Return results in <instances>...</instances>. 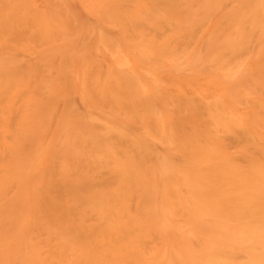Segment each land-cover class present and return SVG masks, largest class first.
Wrapping results in <instances>:
<instances>
[{
  "label": "bare ground",
  "instance_id": "bare-ground-1",
  "mask_svg": "<svg viewBox=\"0 0 264 264\" xmlns=\"http://www.w3.org/2000/svg\"><path fill=\"white\" fill-rule=\"evenodd\" d=\"M25 1L27 4L26 7H22L24 4V3H22V0L21 1L17 0L16 1L17 3L15 2L16 4H14V0H11V1L9 0L7 3H5L6 0H0V200H1V196L5 199V201H4V199L2 200L3 204H1L2 203L1 201H0L1 202L0 204L3 207L5 205H7L6 206L7 209L5 210L6 207H4V211L8 212V214L2 213L3 212V207H2V212H0V228H2L3 224H4V226H6L5 224H7L8 227L6 228V230H2V231L3 232L7 231L6 233H9L6 236L4 235V237H5V238H3L4 240H2V238H1L2 234L0 235V245L2 244V242H1V240H2L5 242V245L4 244H2V245L6 246L9 243V242L7 243V241L12 240L9 238H14L15 243H16V249H14L13 254H10L9 260H8V262L6 261V263L7 264H264V97L262 99H257V102H253L255 100L252 98V96H255L256 93L259 94L262 92V94H264L263 93L264 91H262L264 89L259 88V86H258V85H260L259 82L257 85H255L256 82H254L255 83L254 84L251 81H247L245 83V81L248 79L253 80V78H248L249 77L248 75L251 73L246 74L245 73L246 71L243 72L244 70L247 69V68L244 69L246 66L243 68V71H242V73H240V75L241 74L244 75V73H245L247 75V77H245L246 75L244 76L245 78L243 77L244 78L243 82H241L243 79L241 81L239 80L241 82V85L239 84L240 82H234V83H237L236 84L237 86L235 84H233V87H236V88H235V90L228 91L229 95H228V99L226 101H222V99H220L218 96H212V99H210V100L208 99V101L210 103L208 102V104H207V102H202V104H200V106H199L198 103L201 102L202 100L201 101H197V100L198 99L200 100L201 97L196 98L193 101H192V99L194 96L192 97V99L189 98L192 103L193 102L196 103L195 105H197L196 106L197 108L195 107V109L196 110L198 108L200 109V111H199V109L197 111L194 109L195 113L198 112L199 116L201 115L200 114L201 110L202 109L205 110V108H202L201 105H203V107H204L205 103H206V105L209 106V107H207L208 110H205L206 111L205 113L207 114V117H208V120L206 122L207 124L205 125L204 124L205 122L203 123V121H202V124L205 125V127H204L201 124V122L198 121L200 123V127H197V128L202 129L205 137H201V136L198 137V134L196 135L194 133L195 132L194 126H192L193 124L195 125V123H193L194 120H193V122H191L192 120H189L188 118L183 119L184 117H182V119H180V120H183V121L185 120V122L187 121L186 123L190 122V125H191V126L189 125V127H191V128L190 129H188L189 127L187 129L185 128L186 129L185 131H183L181 129L179 130L177 128L176 124H178L179 122L178 123L177 122H171L172 125L170 127L167 125H163L162 123L159 126H156L158 124V122L160 121V119H161V122L163 119L157 116L159 112H157L156 108H154L155 109L154 110V109L147 107V106H149V105H147L148 102H147V100H144V99H142V100L147 102L146 106L141 101H140V103H142L143 106L142 105H140V106L143 108V111H145L144 109L147 108V110L144 112L145 114L142 112V110H141L142 113L141 112H139L138 114L135 113V107L136 106L134 107V105L132 104L133 110H134V111L132 110V112H133L132 114H135L133 116V117H135L134 119L139 118L142 115L144 117V115L147 114L146 112L148 110H149V112L154 110L151 112L153 114L150 116L152 118L151 121L149 120L150 124H151V122H154V120H156V118H153V117H157V120H158V118H160V119L158 121L156 120V125H154L155 128L153 127L154 129L152 128L150 130H149V128H151V127L148 128L145 126V125H147V126L150 125L148 122H147L148 124L146 123L145 125H143V123L141 121L143 119L141 117L139 118V120L141 122L139 120L137 122V119H136V123L139 124L138 126L140 127V124H142L140 128L143 129V127H144V129H146V130L148 129V133L149 134L151 133L152 135L151 134H150L151 136L148 135L149 137L147 136V138H143V137L139 138L140 135H138V134H137V137L139 136L138 138L132 137V135H131V137L130 136L126 137V136H128L129 133H127V131H125L124 128L126 129L127 127H123L121 124L108 123L101 116V114H103V112L100 110H97V112L98 111L100 113L102 112L101 114L100 113L95 114V115L90 114V113L83 114L82 112H80L83 110L78 109V107L76 106V103H73V102H75V101H73L75 99H73L72 100L73 102H72L71 100H69V97L68 98L66 97V93H67L66 91H67V88L69 87L68 85H70V84H68V85L66 84V82H65L66 76H64L65 72L61 71V70H62V68L64 70V68H65L64 66H69L68 65L69 59L71 61L72 58H68V60L65 58L64 61L66 60V64H64L65 62H63L64 65L60 63L59 60L61 58H60V56H56V55L57 54L61 55L62 51H65V50H62V47H60V46H55V43H56L55 40L57 39L55 36H57V37L59 36L60 41L62 43L64 41L68 40L69 38L71 39L73 37L74 34L71 32L73 31L74 33H76L75 30H77V29L75 28V30H74V27L72 24L74 20H72V17L70 19L71 15L69 16V20H70L69 22H72L71 23L72 25L71 24L68 25V26H70V28L68 27V29L71 30V31L68 30L69 33H66L64 30H61L64 25L69 23L68 21H66V20H68L67 19L68 13L66 14L67 17L65 16V12H64L63 16H62V13L60 14L64 18L66 17L65 21L68 22V23H66L64 21V18H63V22H65L66 24L62 25V22L60 21V24H61L60 28L61 29L56 27L57 23H55V20H57V19H58L57 21L59 22V19H60L59 15L57 17H54V18L49 17L50 20L48 19V21H49L48 23H46L47 20L43 19V22L40 25V26H42V28H40V29L44 30V32H47L48 36H47V33L43 34L42 31L39 30L41 32L40 36H43V38H44L43 39L44 42L41 43L42 47L39 48L40 46H38L39 43H38V38H37L36 34H37V32L38 33H40V32L37 31V32H35L36 34H33L32 32H33V29L37 27L36 24L39 25V22H40V19L35 18V17L42 16V18H43V14L39 13L41 11H39L38 8L34 10L36 12L38 10V13L34 14V12L32 10V8H33V5H32L29 7L31 9H29L30 11L28 12L29 14L31 13L30 16H31L32 21H25L26 19H24L23 21L25 23L21 22L22 16L24 17V14H25V12L28 8V5H29L28 3L31 0H29V1L25 0ZM48 1H50L47 3L48 4L50 3V6L52 7V9H53L54 5H57L58 2L60 1L61 4L57 5V7L62 5L60 9L62 11L64 8H65L64 10H67L66 6L65 7L63 6L64 4L62 3L63 2L62 0H59L58 2H55V0H52V2H51V0H48ZM88 1L89 0H87V3H88ZM111 1L109 0L108 2H111ZM117 1H119L118 4H120V2L122 3L124 0H122V1L117 0ZM117 1L116 2L112 1V2L117 3ZM130 1L125 0L126 3H128V4L130 3L131 7H134L132 4L135 3L134 5H136V3H138V1L134 2L135 0H133L131 2ZM153 1L155 4L158 3L157 8H161L160 9L161 11H159V9H157V12L155 11L157 15H153L155 12H152V11H154L156 5H153L154 9H152V10H150L151 8L148 9V10H150L149 12H151L150 17L151 16H152V18H153V16L157 17V18L154 17V19H155L154 22H155V21H158L156 19H158L159 14L164 13L165 9L168 11L169 7L166 8V6L168 4L166 5V3H165L168 0H166V1L162 0V2L160 0H159L160 2H158V0H153ZM163 1H165V2L163 3ZM175 1L181 2V0H175ZM183 1L184 0H182V2ZM186 1L187 0H185L184 3L181 2L180 4L177 2L179 5H183V8H180L181 10H183L184 7L186 10H188L187 9L188 6L186 7V5H185ZM200 1H201L200 3H199V1L197 2L200 4L199 7H201V4L205 3V2L203 3L204 0H200ZM207 1H209V0H207ZM221 1L224 2V0H219L220 6L217 5L218 10L221 7V4H222ZM235 1L237 3L242 2V0H239L241 2H238L237 0H235ZM65 2L67 3V0H65ZM80 2H82V0ZM172 2L173 1H171V3ZM212 2L213 1H211L210 3H212ZM245 2H246V4H245ZM252 2H254V1L252 0ZM12 3H13V5L11 6L12 8L13 7L15 8L16 5H20L22 8V10H19L21 8L18 6L19 8H16V9H18L19 11H17L14 8L12 9L13 11L16 10L17 12H19L18 13L19 17H20L19 19H16V18H18L17 17L18 15H15V14H17L16 11L13 12V14H12L11 8H8V7H10V5ZM51 3H53V5H51ZM69 3L70 2L68 1L67 4H69ZM84 3H85V1H84ZM126 3L123 2L122 4L127 5ZM161 3H163V4H161ZM177 3L175 2L173 4H170V6L172 5V7H173V5H176ZM188 3H189V1H188ZM233 3H234V1L232 2V4ZM242 3L245 4L244 7H246V5L249 6L252 4V3H249V0H248V2L245 0ZM256 3H257V1H256ZM6 4H10L8 7H6L7 9L4 7V5H6ZM35 4H37V3L35 2ZM71 4H73V3L71 2ZM206 4H207V2H206ZM253 4L251 5V7H253ZM261 4L259 5L260 7H261ZM89 5H90V3H89ZM106 5H107V1L104 4V6H106ZM161 5H163V6H161ZM207 5H210V4H207ZM235 5H236V3H235ZM75 6H76V4H75ZM164 6H165V9H164ZM177 6H175V7L177 8ZM202 6H205V4ZM242 6H240L238 8H241ZM62 7H64V8H62ZM73 7H74V5H73ZM76 7H75V9L77 10V8H79V7H77V8ZM131 7H130V11L132 10V13H135L137 16L135 9L134 8L131 9ZM192 7L196 8L197 5L194 6V4H193ZM228 7L231 9V7L229 5H228ZM244 7H242V8H244ZM25 8H26V10L23 11ZM95 8H93V9H95ZM103 8H106V7H103ZM122 8L123 7H121L120 11L124 12L122 10ZM125 8H126V10L129 11L128 7L125 6ZM194 8H192V10ZM215 8L216 7H214L212 9V11H211L212 13L210 12L211 14H213L214 10L217 9V8L216 9ZM238 8H237L236 12H238ZM242 8H241V10H242ZM60 9H58L59 10L58 12H61ZM112 9H113V7H112ZM116 9H118V8L116 7L113 10L110 9V11H113V15H111L112 12L109 11L111 17H114V18H111V17H109L110 16L109 14H106L105 16H107V15L108 16L105 19L109 18V21L107 20L105 23V21H104L105 19L104 20L102 19V22H104L106 24V26H109L110 29L112 28V31L117 30L116 32H119V30H121L120 32L122 33V27H123V29L125 27L122 25L124 22L121 23L122 27H120V24H119V27H120L119 28L118 24L116 23L118 20L115 21V24L117 25V28H119V29H117L115 27L114 28L115 30H114L113 27L110 26V25H112V22H114L113 20L115 19V17L117 16V12L119 11V9L118 10H116ZM170 9H172V8L170 7ZM177 9H179V8H177ZM185 9H184V11H185ZM228 9L226 7V10L229 11V12H227V15L230 12H235L232 9H231L232 11L230 9L229 10ZM8 10H10L11 13L7 12ZM44 10H45V8H44ZM53 10H51V11L48 10V13L49 12H52L53 14L58 13L57 10H56V12ZM96 10H97V8H96ZM181 10H180V12H181ZM192 10H191V13H188L190 11V9H189V11H185V12L183 11L182 13L183 14L185 13L184 14L185 16L187 13L191 15V14H193ZM196 10H198L199 12H200V10L204 11L203 9H196ZM196 10H194V11H196ZM226 10H225V12H226ZM247 10H248V8H247ZM259 10H260V8H259ZM261 10H263V9H261ZM20 11H22V12H20ZM94 11H92V12H94ZM97 11L95 13L98 16L104 15L105 13H107V11L105 10L106 12L102 11V13L97 14L98 13ZM120 11L118 12L119 17H121V15L123 16V13H121ZM170 11H172V13L175 11L174 13H176V9L175 10L172 9ZM170 11H168V12H170ZM198 11L196 12V15L197 14L200 15L202 12L201 11L200 13H198ZM78 12H81V11H78ZM160 12H162V13H160ZM248 12L249 11H247V14L251 15ZM258 12H257V14H258ZM262 12L261 13L259 12V13L262 14ZM7 13L11 14V16L7 18V19H9V21L6 19L4 20V18L6 17L5 15ZM21 13H23V14H21ZM52 13H49V16H52L53 15ZM71 13H73V15H74V10ZM129 13L131 14V12H129ZM144 13L146 14V16ZM239 13H241V12H239ZM239 13L238 14L236 13L237 16L238 15L244 16V14H242V13L239 14ZM29 14H28L27 20H31L29 17ZM36 14H39V15L41 14V15L37 16ZM79 14L81 15V13H79ZM124 14L127 15L128 13L125 12ZM142 14L141 15L143 16V18H144V16L147 18V12L145 10H144V12H142ZM177 14H178V11H177ZM188 14H187V17H188ZM257 14H256V16H257ZM25 15L27 16V13ZM34 15H36V16H34ZM126 15H124V16L125 17L129 16V15H127V16ZM182 15H180L181 16L180 21H182L185 18V16L184 15L182 16ZM263 15H262V17H263ZM12 16H14V17H12ZM32 16H34L33 17L34 20H33ZM162 16H163V14L160 17H162ZM166 16H164V17H166ZM228 16H226V14H225V18H228ZM251 16L254 17V14ZM259 16H261V15H259ZM81 17L82 16H80V19H81ZM100 17L104 18V16H100ZM133 17L132 18L128 17V19H127L128 22L130 21L129 22L130 24H131V22L135 21L134 20L135 18H133ZM150 17H149V19H150ZM164 17H162L163 19L159 18V20L160 19L164 20ZM182 17H184V18H182ZM229 17L230 18H228V19H232V14ZM238 17H236V19L232 20V21L236 20V22L234 21V23H233L230 21V24L231 23L233 24V25L232 24L231 25H232V27L234 29L233 31L235 33H237L240 30V28L238 27V21H237ZM11 18H13V19L15 18L16 21L10 20ZM73 18H75V16ZM110 18L113 19L111 24H109ZM121 18L123 19V17H121ZM202 18L203 17H201V19ZM225 18H223L224 22L221 21L222 18L220 19V23H219L220 25L217 24L218 28H216V31H219L218 30L219 26H221L223 23H224L223 24L224 28L227 27L226 29H228V26H229V30H232L231 25H229L228 19H227L228 24L225 23ZM240 18H242V17L240 16ZM240 18H239V20H240ZM131 19H133V21H131ZM168 19H170V17ZM190 19H191L190 21L194 20L192 18H190ZM201 19H200V21L202 22L203 20H201ZM258 19H259V17H258ZM17 20H20V21L17 22ZM36 20L38 21L37 23H36ZM82 20L83 19H81V22H82ZM87 20H89V19H87ZM124 20H126V18H124ZM144 20H145V18H144ZM165 20H166V18H165ZM187 20L188 19H184L185 22ZM197 20H199V19H197ZM209 20H210V18H208V20H206V21L210 24ZM242 20L243 21H241V22H243L242 23L243 26L246 25V27H247V24L250 22V25H248L250 28H252L253 26H254L253 28L256 27L255 22L257 19L251 21L250 17L246 16V19H242ZM4 21L6 23L8 21L7 24H9V22L12 21V23H14V24L11 25V23H10L9 25L6 26V25H4V23H5ZM50 21L52 23L53 22L55 23V24L53 23L54 26L52 25V23ZM75 21H74V24L77 25V23H75ZM119 21H118V23H119ZM171 21L173 22V20H171ZM190 21L187 22L188 25H189ZM200 21H198L199 23H197L195 20V24L192 23L194 25H196V23L199 25V27L197 25L194 28L195 30L198 29V30H196V31H198V33L194 30V32L198 34L196 36L200 35L199 30L201 29L202 25H203L202 28L204 27V29H206V27H207L206 25H205L206 27L204 26V23L206 22L205 20H204V23H202V25H201ZM20 22H21V24L23 23V27H24V25L28 26V24L26 25V23L32 22L31 23L32 25H33V23L34 24L36 23L35 25H33L34 27L33 26L31 27V28H33L32 32L29 31L30 33L33 34V36H36V37L31 36L30 40L31 39L32 40L31 41L29 40L30 42L27 41V42L22 43L21 39L26 40L28 38L29 34H25V33L28 31V29H30L29 26H31V25L29 24L28 28L24 27L26 31L23 29V27H22V30H19L20 26H21V24H19ZM142 22H141V24H142ZM158 22H155V23H158ZM163 22L164 21H162L160 24L161 27L165 26V25H163ZM183 22H181V23L183 24ZM192 22H194V21H192ZM207 22L205 24H208ZM221 22H222V24H221ZM258 22H256V24ZM87 23H88L87 25H89V29L93 28V27H90L92 24H89L90 23L89 21ZM91 23H92V21H91ZM138 23H140V22H138ZM167 23L168 22H166V24ZM181 23L171 24L172 25L171 28L173 29V27H175L173 25H176V26L180 25L181 26L182 25ZM50 24H51V28L49 27ZM124 24L128 25V23H124ZM164 24H165V22H164ZM185 24H183L182 26H185ZM192 24L190 23V25H192ZM260 24H261V27L264 28V17H263V20L260 21ZM10 25L12 27H10ZM13 25H15V26H13ZM16 25H18L19 27ZM81 25H79V26H81ZM87 25H86V29H88ZM134 25H133V23L131 25H128L129 27L132 26L131 27L132 29L134 28V30L129 28L130 30L128 29V31H136L139 27H141L139 24L136 23V21L134 22ZM188 25L185 26L186 29H187ZM4 26H6V27H4ZM142 26L144 27L145 24H142ZM180 26H177V27L179 29L183 28ZM223 26H222V28H223ZM145 27L143 28L144 30L142 29L144 32H146V29H148ZM167 27L168 26L166 25L164 32H165V30H168V31L170 30V29H166ZM246 27H245V29L247 30L248 27L247 28ZM257 27H258V29L255 28V30L257 29L258 31H261L262 28L259 26V24ZM4 28H5V30H4ZM6 28L9 29L8 32L6 31ZM10 28L12 30H10ZM13 28H15V29H13ZM48 28H50V29L45 30ZM52 28H55L56 30L58 28V31H56V30L53 31ZM153 28L151 27V29H150L151 31L150 30L149 31L153 32L152 29L155 31L156 25H154ZM157 28H158V25H157ZM168 28H170V27H168ZM178 28L175 27L174 30H177ZM158 29H157V32H159ZM191 29H192V26L189 30L190 32H191ZM78 30H79V28H78ZM222 30H225V29H222ZM246 30H244V31H246ZM255 30H254V32L257 31V30L255 31ZM20 31H22V33H20ZM48 31H50V32H48ZM60 31H63L67 35L69 34L70 36L72 34V36L70 37L68 35L69 37H67L68 39H66L65 38L66 34L64 33V35H63ZM90 31H94V30L93 29L89 30V31L86 30L85 32L88 33ZM189 31H187V33H189L188 38H186V36H187L186 30H185L184 36L181 34L180 37L183 36L184 37L183 39H187L189 41L191 39V41H192L196 36L194 33H192L193 35H190L191 33ZM201 31H202V29H201ZM214 31H212V34L214 33ZM10 32L11 33L13 32V33L11 34ZM78 32L79 31H77V33ZM101 32L102 31L99 30V33H101ZM120 32H119V35L122 36ZM150 32H149V34H150ZM221 32L224 33L223 31H221ZM14 33L15 34L17 33V34L15 35ZM18 33H19L20 37L17 36ZM51 33L52 34L56 33V35L54 34L55 36L53 35V37H54L53 39L49 36V34H51ZM87 33L84 34V37H85L84 40L86 39L85 40L86 42L88 40V38L86 36H89V33L88 34ZM155 33H156V31H155ZM163 33H160V32L158 33V39L161 36L160 34L164 35ZM171 33H173V32H171ZM259 33H261V32H259ZM6 34H8V35H6ZM59 34L63 38H65L66 40H64ZM90 34L92 36L91 32H90ZM134 34H136V35H134ZM134 34L133 35L135 36V38L137 40L140 37L139 35H142L141 37L144 39L139 38V40H143L145 42L144 46L148 47V48L149 47L153 48L151 46L152 44H150L151 41H149V40H152L151 38L147 39V41H148L147 42L145 40V34H144V36L142 33H139V32H137V33L134 32ZM137 34L139 37L137 36ZM170 34L169 35L167 34V38L170 36ZM178 34L176 36H178ZM209 34H210V32H209ZM218 34H220V33H218ZM238 34L242 35V34H244V32L243 33L240 32ZM253 34L257 35L258 32L253 33ZM253 34L251 36L252 41L251 42L249 41L247 43L248 46H246V47H243L242 45L244 43V46H245V42H247L250 39L248 38L247 41H244L245 35L243 36L244 38L240 35L241 37L238 38L237 41H235V43H237L239 41V39H241V38L243 39V41L240 40L241 44H239V42L237 43V44H239L240 47L242 46V48H240L236 44L240 48V50L238 48V50H236V51L242 52V54L240 56L244 58L243 62L241 60L242 58L241 57H240L241 59L239 58L240 52L237 54V52L235 51V54L238 56L237 60L240 59L239 62H242V64H244L245 58L247 59V57H248V56L245 57V55L247 54V53H245V51L248 52V47L251 48V46H252L251 49L253 52V50H254L253 45H255L256 42L257 43L259 42V40L257 41L256 39H253V36H254ZM9 35H10V37L12 35H14L15 37L14 36H12V37H14V39H16L17 43H19V44H16V42H15L16 40H14L12 37L8 38ZM102 35H103L102 36L103 38L101 37V35H99V37L102 39L101 40L102 42L104 39L103 44L101 43L102 45H104L106 42L110 41L111 37L109 35H105L104 33H102ZM133 35H131V36L125 35V36L127 38L128 37L132 38ZM151 35H152V33H151ZM207 35H206V37H207ZM230 35H232V33ZM233 35H235V34L233 33ZM6 36H7V38H6ZM16 36H17V38H16ZM21 36H23V37L25 36L24 38H26V39H24L23 37L21 38ZM78 36H80V33H79V35H76L77 39L79 38ZM123 36H124V34H123ZM123 36H122V38L121 37L120 38L123 39ZM147 36H148V34H146V38H147ZM190 36H191V38H190ZM192 36H194V37H192ZM218 36H221V35H218ZM222 36H223V34H222ZM18 37L20 38V42H19ZM59 37L57 39V42H59ZM99 37H98L97 45L99 44L98 42H101ZM104 37H108V39L107 38L105 39ZM155 37H157V34H155ZM201 37H203V36H201ZM204 37H205V35H204ZM208 37H209V35H208ZM208 37L205 39L206 41L204 40L205 43L209 42V40H207ZM41 38L42 37H40L39 40ZM89 38H90V36H89ZM127 38L124 39V42H127V41H125V40H127ZM131 38H130V42H131ZM174 38H176V39H174ZM174 38H173L174 40L170 39L171 40L170 41L171 43L169 42L170 45L175 44L174 43L175 40H178L179 43L181 41H182V43L185 42V40H184V42H183V40H181L182 38H179V39H178V37H174ZM226 38H223V37L222 38L221 37L214 38V39H212V42L211 41L210 42L214 45L213 41L215 39H217V40L223 39V41H224V39H226L223 43L221 41L222 45L223 44L225 45V42L228 41V36H226ZM9 39H11L13 44H12V42H10ZM34 40L37 41L38 44ZM111 40H112V38H111ZM118 40H119V38H118ZM137 40H136L135 44L137 42L138 43L140 42ZM160 40H162V39L160 38ZM160 40L158 43H160ZM217 40H215V41L217 42ZM6 41H9L11 44L6 42ZM32 41H34L35 43L32 44L33 43ZM172 41H174V42H172ZM198 41L196 42V44L198 43ZM76 42H78V40ZM76 42L75 43L73 42L74 45L76 44ZM110 42H112V44L117 46V47L119 46V45L115 44L116 41L114 39ZM113 42H115V43H113ZM155 42H157V41L155 40ZM192 42H188V43L190 44ZM201 42H202V40H201ZM201 42H200V44H201ZM216 42H215V44H216ZM80 43H82V40ZM143 43L139 44V47L141 45V47H140L141 50L139 47H136L137 48V49L135 48L136 51H138V50L143 51L142 48H145V47H142ZM146 43L149 46L146 45ZM229 43H232V42L230 41ZM250 43H251V46H250ZM252 43H253V45H252ZM83 44L84 43H82V47L85 46V45L83 46ZM110 44L106 43L105 45L107 47H109V49H111L110 48V46H111L112 49L111 50L106 49V50H108V51L112 52V54H114L113 50H114V48L117 49V47L112 46ZM126 44L128 46V43H126ZM132 44H134V42ZM189 44L187 45V47L190 48L192 46V44H191V46ZM193 44H194V42H193ZM200 44H198V45H200ZM202 44L200 46H202ZM108 45H110V46H108ZM167 45H168V43L165 46L164 45L163 46L166 47ZM178 45H179V47H181V45H185V43L184 44L180 43V44H177V46L176 45L175 46L177 48H179ZM204 45L207 46L208 44H204ZM96 46H95V48L97 49ZM106 46H103V47H106ZM163 46H162V48H163ZM194 46H192V48H194ZM210 46L213 47L212 45H210ZM226 46H228V45H226ZM69 47H67V48H69ZM155 47L157 48V46H155ZM173 47H174V45H173ZM196 47H197V45H196ZM257 47L260 50L261 44H258ZM119 48H118V50H121L123 47H121V49H119ZM156 48H155V50H156ZM167 48L169 49V46H167ZM192 48H190L188 50L189 53L187 51L186 54H184L185 53L184 48L177 49V52H179L181 49L183 50V52L181 51L182 53L179 52V53H181V55L179 53L177 54L176 49L174 52H175V54L180 55L179 56L180 59L182 56L183 57L182 59L184 60V58H186L185 55L186 56H187V54L190 55V50ZM229 48H230V50L231 49H233V50L237 49L236 47L234 49L233 44ZM245 48H247V50ZM17 49H20V50L15 51ZM81 49L82 48L80 47V51H81ZM96 49L94 50L96 52L95 54L99 53V51L97 52ZM149 49H147V50L150 53ZM198 49H201V47ZM222 49H220V50H222ZM242 49H245V51L243 52ZM21 50L24 52H22ZM73 50L74 49H72V51L71 50H69V51H71V53L73 54ZM202 50L204 52L205 49H201L200 51H202ZM224 50H226V49H224ZM230 50L229 49L227 50L229 53L224 51L223 54L224 55L227 54V56H228V54L231 55L233 50H231V52H230ZM14 51H15V53H17L19 51H21V53L27 52L29 56L26 60L24 59L25 56H24V58L21 56L24 59L23 60L21 57L16 56ZM69 51H67L66 54ZM145 51H143V53L138 52V54L142 53L139 56L142 57L144 55L146 58L148 57V55L150 57L152 56L153 53H150V54L148 53V55H147V53H146L147 51L146 52ZM168 51L171 52L172 50H168ZM257 51L258 50L256 49V52ZM115 52L119 54L120 51L119 52L115 51ZM123 52L124 51H122L120 53L123 54ZM170 52H168V53H170ZM191 52H192V50H191ZM27 53H25V54H27ZM71 53H69V54L71 55ZM172 53L173 52H171V54ZM195 53L202 54V52H195ZM219 53H221V51ZM243 53H245V54H243ZM249 53H251V51ZM62 54L64 56L66 55L64 52ZM216 54H218V53H216ZM223 54H220L221 58L219 55L218 60L219 59L223 60V58L225 59L226 55H225V57H223L224 56ZM235 54H234L235 58L233 56L231 57V59L228 57V61H230V62H227V59H225L226 64H228L229 67L231 66L232 69L234 66L236 67L237 65L240 64L236 60L237 56ZM54 55L58 58L56 59L54 57ZM70 55H69V57H70ZM90 55H92V56H90L91 61L95 60V61H93V64H95L94 65V71H91V69H92L91 64L90 65L88 64V62L90 61L89 60L90 57L88 55V57H89L87 59L88 61L84 62V65H83V68H84V71H82L83 74L79 78V80H80V83H79L80 84L79 85V91L80 92H79V94H80L81 99L86 95V93H87V92H85L86 89H88V88L92 89V87L94 85L93 82L91 83V81L95 78L94 77L96 75L95 73L98 72L97 66H98L99 62L97 63V60H99L101 63L100 72L104 70V72H101V73L99 72L102 75L104 73L103 77L100 75H98V76L101 79L103 78L102 80H104V76L106 75L105 73L107 72L105 70L106 66H104V64H106V63L103 62L104 60H101L99 58L101 55L97 54V57L99 59H97L96 57H94V59H93L94 55L91 53H90ZM213 55H212V58L216 57L215 53ZM119 56L121 57V55H119ZM169 56L172 58V56L170 54H169ZM194 56H196L195 57V59H196L197 54H195ZM199 56H202V55H198V58L200 59ZM255 56L257 57V55H255ZM114 57H112V58L116 59V61H117L118 55L117 56L114 55ZM125 57H123L122 59L124 60ZM145 57H143V58L145 59ZM152 57H151V59L147 58L149 60L145 59V60H147L146 63H150V61L152 60L151 62L153 64L154 60L158 61V59H159L156 57H154L155 58L154 59ZM170 57L168 59V62L170 60ZM121 58H120V60H122ZM212 58L209 59L210 62L208 61L209 66H206L208 64L205 65L207 69L206 68L202 69V70H205V73L209 71L208 67L212 68V66L213 67L216 66L215 65L216 63L214 64V61H216L217 59H214L213 63H211ZM163 59H164V57H163ZM163 59H159V61L162 62ZM177 59H178V56H177ZM180 59H178V60L180 61ZM195 59L193 58L192 62H194L196 60L199 61V59H196V60ZM125 60H127V59L125 58ZM125 60L123 61L124 66H125V64L128 63V61L126 62ZM183 60H181V62ZM233 60L234 61L236 60L239 64L237 62H235L237 64L234 63V65H233L232 64ZM262 60H264V59L262 58ZM171 61H172V59H171ZM197 61H196V63H197ZM94 62H96L97 64ZM199 62L197 64H199ZM89 63H91V62H89ZM119 63L120 62H118L117 65L120 66L119 69L121 70V66L123 64L119 65ZM184 63H185V61H184ZM245 63H247V62H245ZM204 64H205V62H204ZM211 64H212V66H210ZM221 64H223V62H221ZM230 64H232V65H230ZM70 65H72V64H70ZM128 65H126L125 67L127 68ZM180 65H182V64L180 63ZM185 65L186 64H184L182 67H178L176 65L177 66L176 68H178V71H180L179 68H182L181 69V71H182L184 69L183 67H185ZM228 65L225 66V63H224L222 65V66H224V70H222L223 68L221 66V70H219V71L225 72V70H226L225 68L228 67ZM257 65H256V67H257ZM260 65L263 68V69L261 68V71L264 72L263 71L264 70V66H263L264 64L263 65L260 64ZM201 66L202 65H200L199 67H201ZM69 67H70V69H72L71 68L72 66H69ZM240 67H238L239 69H235L237 71V73H238V70L240 72V70H241ZM95 68H97V70ZM122 68H124V67L122 66ZM70 69H68V71H69L68 73H70V71H71ZM120 70L119 71L116 70L118 73H116V71H115L116 76H118V77L113 76V77H115L114 80H117V78L119 79L121 76L122 77L120 78L121 79L120 83L126 82V79L129 78L130 76H131L130 78L133 79V77L131 75V73H133V72L131 70H129V72H128L130 74H126L127 72H125V69H123L125 72V74L123 73L124 75L121 73L122 71H120ZM191 70H192V68H191ZM199 70L195 68V71H194L195 74L197 72L201 71V70L200 71ZM229 70H226V71L231 72V73H233L235 71L234 69L231 71H229ZM258 70L260 72V69H258V68H257V70H255V72L256 71L258 72ZM88 71H89V73H92V74H90V76L86 75V74H88ZM133 71L136 72L135 70H133ZM188 71L189 70H187V72ZM60 72H62V74H63L62 76H61ZM184 72H185V75H184V73L180 74L181 72H179V74L181 76H183L182 78H184V76L187 77L186 76V70ZM192 72H193V70H192ZM201 72H203V71H201ZM201 72H200V74H201ZM259 72H258V74H259ZM234 73H235V75H237L236 72H234ZM234 73H233V75H234ZM71 74L72 73H70L69 75H71ZM179 74H178V76H179ZM200 74H199V76L201 77ZM85 75L87 77H85ZM112 75H114V74H112V72H111V75L109 74V77H111ZM125 75H127L126 79L124 77ZM134 75H135V73H134ZM227 75H229L230 78H232L231 74L228 73ZM253 75H255V73ZM106 76H108V75H106ZM178 76H177V78H178ZM199 76L198 77L196 76V77L200 78ZM251 76H252V74L250 75V77ZM255 76H256V78L258 77V79H259V77L261 75H255ZM70 77H73V76L71 75ZM113 77L108 78L109 82H111V83H109V84H111L110 87H112V85H113L112 84L113 83L112 82ZM188 77L190 79V77H191L190 74H188ZM203 77H204V74H203ZM205 77H206V75H205ZM214 77H215V75H214ZM87 78L92 79V80H88ZM106 78L107 77H105V80H106ZM123 78H124V80H123ZM137 78H139V76H137ZM171 78H172V76H171ZM182 78H180V79H182ZM204 78H202V79L204 80ZM234 78H236V77H233V79ZM97 79H98V77L96 75V81H97ZM99 79L96 82L97 85L99 84L97 86L98 89L100 88L99 86L101 83H102V85H103V83H105L104 81H102V82L99 81ZM192 79H193V77H192ZM202 79H201V81H202ZM261 79H264V77L262 76ZM108 80H107V82H108ZM127 80H129V79H127ZM135 80H136V78L133 79V82L137 81V80L136 81ZM174 80L176 82V79H174ZM179 80H177L176 83H178ZM186 80H187V78H186ZM131 81H129V83H131L132 87H134L135 83L133 84V82H131ZM192 81H191V83H192ZM214 81H215V79H214ZM137 82H136V84L139 83V82L138 83ZM185 82H188V81H185ZM185 82H183V83H185ZM67 83H69V80H67ZM89 83H91L92 85L90 84L91 87L87 88ZM118 83H119V81H118ZM129 83L126 84L127 87L125 86V83L120 84V85L121 86L124 85L126 88H128ZM188 83H189V85H191L190 82H188ZM195 83H197V82H195ZM215 83H216V81H215ZM249 83H251L253 85H251ZM131 84H130L129 88L131 87ZM244 84L246 86L250 85V86H248L250 89L248 87H247V89L244 88V87H246ZM262 84H263L262 88H264V83H262ZM65 85L67 87L66 90H65ZM115 85H116V83H114V85L111 89H115L117 92L115 90H114V92L118 93L119 89L117 90L116 89L117 85L116 86ZM141 85H142V83H141ZM141 85L139 86L140 89H141ZM179 85L182 86L181 83ZM194 85L195 84H193L191 86L192 87L198 86V84L195 86ZM238 85L241 88L239 90H238ZM121 86L120 87L118 86V87L122 88ZM145 86L146 85H144V87ZM154 86L157 87L155 85V83H154ZM214 86H217V85H214ZM222 86H223V84L221 85V87ZM251 86L252 87L258 86V87H256V90H255L256 93L251 90ZM97 87H94L92 90L90 89V91L93 92V93H91V95L95 94L94 96L93 95L91 96L92 100L97 98V97H95L96 92L98 93V91H100V89L98 91L96 90ZM103 87H104V85H103ZM139 87H137V89ZM189 88L191 90V87H189ZM89 89H88V91H89ZM137 89L133 90V92L135 91L137 93ZM154 89L155 90H153V91H155V94H156V92L160 88H158V89L154 88ZM94 90H96V91H94ZM144 90L146 92V89H144ZM111 91H112V93H114L113 90H111ZM122 91L123 90H120L119 93L122 96L125 95L126 98H128L129 95H131V97L133 98V94L135 96L137 94L141 96L140 92H143L141 89L140 92L137 94L132 93V94L126 95L127 92L123 91V93H121ZM127 91H128V89H127ZM159 91H162V89ZM207 91H209V90H207ZM215 91H217V90H215ZM222 91L223 90H221V92ZM187 92H188V90H187ZM212 92H213V90H212ZM99 93L97 95L100 97V98L98 97V99L101 103L95 99L97 102H99V105L97 106L98 109L105 108V104L108 105L109 103H111V105L113 106V107L111 106L112 108L116 107L112 103L115 101H113V99H110L111 96H113L112 98H115L114 94L109 93V91H108L106 93L107 97H105V99L102 100L103 97L106 96V94L104 91L102 92V93H104L103 94L104 96L102 95V93L101 94H99ZM128 93H130V90ZM163 93H165V92H163V91H162V93L160 92L159 93L160 95L157 96V98H159L160 96L162 98V96H163L164 101L167 99V102L170 99H172L173 102L172 101H171V103H170V101L168 102L170 104L168 106H170L171 108L172 107L175 108L174 105H176V104H174V103L175 102L178 103L177 100L178 101L182 100V99H180L181 96H179L180 98H178L176 96V93H175V96L177 97V100H176L175 96H173L174 94L169 93L171 96H168L169 94L167 95L165 93L164 95H162ZM68 95H69V92H68ZM138 95H137V97H135L136 104H135V102H133L137 106L139 103L137 101V99L141 100L140 98H138V97H140ZM145 95L146 94L143 92V94H142L143 98H148V97H146L147 95L146 96ZM165 95L167 97H165ZM177 95H179V94H177ZM88 96H89V94H88ZM198 96H196V97H198ZM101 97H102V99H101ZM131 97L129 96V98H131ZM223 97H224V95H223ZM129 98H128V100H131ZM161 98H159V99H161ZM106 99H109L110 102H109V100H106ZM119 99L117 97V100H119ZM185 99L183 97L184 101L183 100L182 101L185 103V105H184V103H182V105L186 108L182 107L179 104H178L179 107L177 106L180 110H182L184 115L182 113H180V114L178 113V112H181L180 110L178 111V108H176L177 110H175L177 112V114H179L181 116H185V113H186V116H188L190 114L188 112L192 113V111H193L192 109L194 108L192 106L194 104H192V105L188 104L191 107H187L186 103H188L189 100L187 99V97ZM114 100H116V99H114ZM187 100H188V102H187ZM120 101L123 102L122 99ZM131 101H133V100H131ZM249 101L251 102L249 104L251 107H254L251 105L252 102H253V104L257 103L256 105L258 108L257 107H255V108L258 109V111L255 109V113L253 115L252 120L250 122H246L244 119V115L241 111L243 106L240 110H238L239 108L236 106V104H238V105L240 104V105L245 106V104L247 102L249 103ZM146 102H144V103H146ZM181 102H180V104H181ZM241 102H244L245 104L241 103ZM129 103H130V101H129ZM129 103L127 104L128 110L131 109V107L128 108L129 106H131V105H129ZM248 103H247V106H248ZM100 104L101 105L103 104L102 105L103 107ZM115 104H116V102H115ZM123 104H126V103L123 102ZM87 105L89 106V104H87ZM152 105H153V102H152ZM171 105H173V106H171ZM99 106H101V107L99 108ZM125 106L126 105H124L123 108ZM140 106H138V107L141 108ZM247 106H245V107H247ZM107 107H106V109H107ZM125 108L123 110L124 112L121 110H118V109H114V110L112 109V110H113V112L116 113V115H118L119 117L121 116L120 118H122V117L125 118L126 117V116L124 117ZM183 108H184V110L186 109V111L188 108H190V109L188 110V112H186V111L184 112ZM89 109L91 110V107H89ZM106 109H104V110L106 111ZM119 109H121V108H119ZM137 109H136V111H137ZM112 110H111V113H113ZM105 111H104V113H105ZM107 111H109V110H107ZM119 111L123 112L124 115H122L123 113H121V115H120V113L117 114V112H119ZM155 111L157 114H155ZM109 113H107L103 116L105 118H107L110 115ZM115 113H113L112 116H114ZM195 113H192V114H195ZM136 114L139 117L136 116ZM192 114H190L189 116L192 117ZM206 114H203V116L206 117ZM106 115H108V116H106ZM128 115H129V112H127V116ZM153 115H156V116H153ZM166 115H168V114H166ZM195 115L197 116V114H195ZM112 116L110 115V117H112ZM159 116H161V114ZM181 116H179V117L181 118ZM199 116H197L196 119L197 118L199 119L202 115L200 117ZM133 117H131L130 119H132ZM254 117H256L257 119H255ZM130 119L127 118L126 120L129 121ZM134 119L131 120V123L134 121ZM146 119H148L147 115H146ZM183 121H182V124L178 125V127L180 126L179 128L182 127L181 125H183V127H185L183 124ZM195 122L198 123L197 120ZM136 123H134V124H136ZM173 123H176V124L173 125ZM152 125H153V123H152ZM196 125H198V124H196ZM174 126L179 130V132L181 133L180 135L183 136V132L185 134L187 132L188 134H191V136L190 135L186 136L184 134L185 135L184 137L180 136L179 138H177V135H176V138H174L175 137V135H174L175 130L177 131V129ZM172 127L175 129L174 131L171 129ZM128 129L130 130L129 127H128ZM132 132H133V130H132ZM143 133L147 134V131H144ZM172 133H173V135H172ZM134 134H136V133H134ZM169 135H171V137ZM172 136H174V137H172ZM225 137H228L230 140L228 138H225ZM6 192L8 195L6 194ZM4 202H6L7 204H5ZM2 214L7 215V218L5 216V218L7 219V222L4 221L5 218L3 219ZM2 229H4V228H2ZM7 236H9V238ZM6 239H9V240L5 241ZM8 245L6 247H8ZM3 247L0 248V251L3 250ZM4 253H5V251H4ZM3 257H5V256L2 255L0 257V264H3V259H4Z\"/></svg>",
  "mask_w": 264,
  "mask_h": 264
},
{
  "label": "rangeland",
  "instance_id": "rangeland-1",
  "mask_svg": "<svg viewBox=\"0 0 264 264\" xmlns=\"http://www.w3.org/2000/svg\"><path fill=\"white\" fill-rule=\"evenodd\" d=\"M8 1H9V0H6L5 3H7ZM10 1H11V0H10ZM16 1H17V0H16ZM16 1L14 0V4L17 3ZM18 1H21V0H18ZM28 1H29V0H28ZM58 1H59V0H55V2H58ZM62 1H63L62 3L64 4L63 6H64V7L66 6V8H67L68 11H67V10H64V9H65L64 7H62V8H64L63 11H62V10L60 9L62 5H60V6L57 7V5L61 4L60 1L58 2L57 5H54V7H53L54 10H53L52 7L50 6V3H49V4L47 3V2H50V1H48V0H47V1H46V0H40V1H39V0H33V1L31 0V1H30L31 3H30V2L28 3L29 5H28L27 10H26V8L23 10V11L26 10L25 14L27 13V16L24 14V17L22 16V21H21V22H24V21H23L24 19H26L25 21H32L31 16H30L31 13H30V14L28 13V12L30 11L29 9H31V8H29V7L32 6V5H33V8H34V9L32 8L34 14H35V13H38V10H37V12L34 11L35 9L38 8L39 11H41V12H39V13H42V14H43V18H42V16H40L41 14H40V15H39V14H36L37 16H38V15L40 16V17H35V18H39V19H40V22H39V25H38V24H36V23L38 22V21H37L38 19L36 20V23H35V24H36L37 27L34 28V29L31 28L33 25H35L34 23H33V25L31 24L32 22H31V23H26V25L28 24V26H29V24L31 25V26H29L30 29H28V31H27L28 33H27V32L25 33V34H29V36L27 35L29 39H28V38H27V39L24 38L26 35H25L24 37L21 36V38L23 37L24 39H26V40H22V39H21V42H22V43L27 42V41L30 40L31 36H32V37H36V36H37V38H38V43H39L40 45L37 43V41H35L36 39H35L34 41L38 44V46H40L39 48H41V47H42V44H41V43L44 42V41H43L44 38H43V36H40V34H41L40 31H42L43 34H46V33H47V32H44V30L40 29V28H42V26H40V25H41V23L43 22V19L47 20L46 23H48V22H49V21H48L49 17L54 18V17H57V16L59 15V17H60L59 22L57 21L58 19L55 20V23H57V24H56L57 26H56V25H55V26L58 27V28H60V27H61L60 21L62 22V25L68 23V22L70 21V20H69V16L71 15V16H70V19H71V17H72V20H74V21L76 20L75 23H77V25L74 24V21H73V23H72V22H69L68 24H66L67 26L64 25V26L62 27V29H61V28H60V29H61V30H64L66 33H69L68 30H69V31H71V30L68 29V27L70 28V26H68V25H70V24L72 23V24H73V27H74V30H75V28L77 29V30H75L76 33H74L73 31L71 32V33H73L75 36L73 35V37H72L71 39H70V38L68 39L67 37H69L70 35L68 34V35H69V36H68L65 32L60 31L63 35H64V33H65V34H66V35H65L66 37H65V36H64V37H65L66 39H68V40H66L65 38H63V37L61 36L62 34L60 33L61 35H60V34H59V35H60L64 40H66V41H64V42L62 43V42L60 41V37H59V36H58V37H59V42H57L58 37L55 36L56 33H54L55 35L52 34L53 32H52L51 34H49V36H50L52 39L54 38L53 35L57 38V39L55 40V42H56V43H55V46H60V47H62V50H65V51H62V53L64 52V53L66 54L67 51H69V50L72 51V49H74V50H73V54L71 53V51H69L65 56H64L62 53H61V55H60V54H59V55H58V54L56 55V56H60L61 59L59 58V59H60L59 61H60L61 64H63V62H65L64 64H66V60L64 61L65 58H66L67 60H68V58H72L71 61H70V59H69V62H68L69 64L67 63L69 66H72V67H71L72 69H70L69 66H64V67H65L64 70H63V68H62V70H61V71H64V72H65V75H64V76H66V81H65L66 84H67V85L70 84V85H68V86H69L68 88H67L66 85H65V90H66V88H67V91H66V92H67V93H66V97H67V98L69 97V100H71V101H72L73 99H75V100H73V101H75V102H73V101H72V102H73V103H76V106L78 107V109L83 110V111H80V112H82L83 114H88V113H90V114L95 115V114H99L100 112H99V111L97 112V110H100V111L103 112V114H101L102 112L100 113L101 116H102V117L104 118V120H106L108 123H112V124H121L123 127H127L126 129L124 128V130L127 131V133H129L128 136H126V137H129V136L131 137V135H132V137L138 138V137H139V136L137 137V134H138V135H140L139 138H142V137H143V138H147V136L151 134V133H150V134L148 133V129L146 130V129H144V127H143V129H141L140 127H141L142 124H140V127H139V126H138L139 124L136 123V119H137V122H138L139 118L141 117V118L143 119V120H141L142 123H143V125H145L147 122L149 123V120L151 121V119H152L150 116L153 114V113H151V112L155 110L154 108H156V109H157V112H159V113L161 114V116H159L160 114L158 113L157 116L160 117V118H162L163 120H162V122H161V119L158 118V120L160 119V121H159L160 123L158 122V124L156 125L157 117H153V116H156V115H153L152 117H153V118H156V120H154V122H151V124L149 123L151 126H150V125H148V126L145 125V126L148 127V128L151 127V128H149V130L152 129L153 127L155 128L154 125L159 126L161 123H162L163 125H167V126L170 127V126L172 125L171 122H177V123L179 122L178 124L173 123V125L176 124V126H177V128H178L179 130L181 129V130L185 131V130L189 127L190 122L186 123L187 121L185 122V120H184V121H183V120H180V119H182V117H184L183 119L188 118L189 120H192L191 122H193V120H194L193 123H195V125L198 124V125H196V126H195L194 124L192 125V126H194V131H195L194 133H195L196 135L198 134V137H200V136H201V137H205V135H204L202 129H201V128H197V127H200V123H199L198 121H200L201 124H202V121H203V123L205 122V123H204L205 125L207 124L206 122H207V120H208V117H207V114L205 113V112H206L205 110H208L207 107H209V106H207L206 103H205V106H204V107H203V105H201V107H202V108H205V110H203V109L200 107V108L202 109V110H201L202 113L200 112V114H201L202 116H203V114H206V117H204V116L202 117L201 115H200V116H201V117H200V116L198 115V112L195 113V111H194L195 107L197 106V105H195L196 103H194V102L192 103V102L190 101V99H192L193 96H194V97H193L192 101H193L194 99H196V98L201 97L200 100H199V99L197 100V101H201V100H202L201 102L198 103L199 106H200V104H202V102H207V104H208V102H209L208 99H209V100L212 99V96H218L220 99H222V101H226V100L228 99V95H229V94H228V91L235 90V88H236V87H233V84H235V85L237 84V83H234V82H240L242 79H243V80H242L241 82H243V81H244V78L247 77L246 74H248V73H251V74H252L251 77H250L251 74H249V75H248V76H249L248 78H253L254 81L251 80V79H250V80H249V79H248V80L245 79V80H246L245 83H246L247 81H251L252 83L256 82V84H255V83H254V84L257 85L258 82H259L260 85H261V86L258 85L259 88L264 89V88H262V87H263V84H262V83H264V79H261L262 76L264 77V72L261 71L262 66L260 65V64H262V65L264 64V60H262V58L264 59V28L261 27V24H260V21H262V20H263V17H264V15H263V14H264V0H253L254 2H252V0H249V3H252V4L254 3V4H253V7H251L252 4L249 5V6L246 5V7H244V5L246 4V2H245V4H243L242 2H244L245 0H242V2L239 1V0H237L238 2H241V3H237L235 0H233V1H234L233 4H232V2H233L232 0H224V2L221 1V2H222L221 7H220L221 9L219 8V10H218V6H217V5H219V0H209L210 2L213 1L212 3H210V2L207 1V0H206V1L204 0L203 3L205 2V3H204L205 6H202V5H204V4H201V7H199V5H200L199 3L201 2L200 0H187L186 3H185V5H186V7L188 6V7H187L188 10H186L185 7H184V9H185V11H189V9H190V11H189L188 13H191L192 8H194V7H192L193 4H194V6L197 5V7L194 8V9L192 10V11H193V12H192L193 14L190 15V14H188V13L186 12V13L188 14V17H187V14H186V16H185V15H184L185 13H184V14L182 13V12L184 11V9H183V10L180 9V8H183V5H179V4L182 2V0H181V2H179V1H175V0H170V1L168 0V1H169V2L167 1L168 3L165 2V1H166V0H165V1H163V3L165 2L166 5L168 4V5L166 6V8L169 7V9H170V7H171L173 10L176 9V13H174L175 11L172 13V11H170V10H172V9H170V10L168 9V11H170V12H168V11L165 9V6H164V9H165L168 13H167L164 9H163V10H164V13H162L163 11L160 12V13L163 14L162 17H164V16H166V15H167V16L164 17V20H161V19H163L162 17H160L162 14H159L158 19H156V20H158L159 22H158V21H155V22H158V23H155V22H154V20H155L154 17L157 18L156 16H153V18H152V16L150 17L151 12H149V11L152 10V9H154V6H153V5H156V6H155V9H156V10L154 9V11H152V12H155V11L157 12V9H159V11H161V10H160L161 8H157V6H158L157 4H158V3L155 4L153 0H150V1H149V0H140V1H139V0H135L134 2H137V1H138V3H136V5H134L135 3H134V4L131 3L134 7H131L130 3H129V4L126 3L125 0H124L123 2L126 3L127 5L122 4L123 2H122V3L120 2V4H118L119 1H117V0H115V1L112 0L113 2H116V1H117V3H113L111 0H110V1H111L112 3H111V2H108L109 0H89L88 3H87V0H82V2H80L81 0H71V1H70V0H67V3H68V1L70 2L69 4H67V3L65 2V0H62ZM84 1H85V3H84ZM100 1H101V2H100ZM106 1H107V5L110 3L108 6H107V5L104 6V4L106 3ZM121 1H122V0H121ZM126 1H128V0H126ZM129 1H130V0H129ZM131 1H133V0H131ZM131 1H130V2H131ZM160 1L162 2V0H160ZM160 1L158 0V2H160ZM171 1H173V2L171 3ZM174 1H175L176 3L178 2L179 4L177 3L176 5H173V7H172V5L170 6V4L175 3ZM188 1H189V3H188ZM198 1H199V3H197ZM246 1L248 2V0H246ZM256 1H257V3H256ZM15 2H16V3H15ZM35 2H36L37 4H35ZM51 2H52V0H51ZM53 2H54V1H53ZM71 2H72L73 4H71ZM155 2H156V1H155ZM184 2H185V0H184L182 3H184ZM206 2H207V4H210V5H207ZM225 2H226V3H225ZM22 3H24L22 7H26V5H27V4H26V1H25V0H22ZM89 3H90V5H89ZM163 3H161V4H163ZM228 3H229V4H228ZM235 3H236V5H235ZM249 3H248V4H249ZM261 3H262V4H261ZM18 4H19V3H18ZM55 4H56V3H55ZM75 4H76V6L79 7V8H77V7L75 6ZM87 4H88V5H87ZM95 4H96V5H95ZM111 4H112V5H111ZM187 4H188V5H187ZM260 4H261V7L259 6ZM9 5H10V4H6V5H4V7L6 8V7H8ZM12 5H13V3L10 5V7H8V8H11L12 14H13V12H15L16 10H17V11L22 10V8H21L20 5H16L15 8L13 7L14 9L19 8V7H20L21 9H19V10L16 9L15 11H13V10H12L13 8L11 7ZM51 5H53V3H51ZM68 5H69V6H68ZM73 5H74V7H73ZM164 5H165V4H164ZM177 5H178L179 7H178ZM206 5H207V6H206ZM228 5H229V6L231 7V9H232L233 11H235V12L237 11V8H238V7H240V6L243 5L242 7H244V8L241 7L242 10H241V8H238V12H236V13L238 14L239 12H241L242 14H244V16L246 15V16L250 17L251 21L257 19L256 22H258V21H259V22H258L257 24H256V22H255V26H256L255 28L258 29L257 26H258V24H259V26H260L263 30L261 29V31H258V30L256 29V30H257V31H256L255 28H253L254 26L252 27L253 29L250 28V27L248 26V25H250V22L247 24L248 29L246 30V29H245L246 25L243 26V24H242L243 22H241V21H243L242 19H246V16L244 17V16L240 15V16L242 17V18H240V16L238 15V16H239V17H238L237 14H236L235 12H230L228 15L230 16V15L232 14V19H228V18H230V17L227 15V12H229V11L226 10V7H227V9L229 8ZM234 5H235V6H234ZM18 6H19V7H18ZM97 6H98V7H97ZM99 6H100V7H99ZM125 6L129 8V11L126 10ZM161 6H163V5H161ZM161 6H160V7H161ZM175 6H177V8H179V9H177ZM213 6L216 7L217 9L215 8L216 10H214L213 14H211V13H212V12H211L212 9L214 8ZM219 6H220V5H219ZM247 6H248V7H247ZM75 7L77 8V10L75 9ZM91 7H92V8H91ZM95 7L97 8V10H98V9H99V10L97 11ZM103 7H106V8H103ZM112 7H113V9H115V8L117 7V8L119 9V11H120L121 7L124 8V9L122 8V10H123L124 12H121V11H120L121 13H123V16L121 15V17H123V19H122L121 17L118 16V12H119V11H118V12L116 11V10H118V9L115 10V11L117 12V16L115 17L116 20H115V19H114V20L111 19V18H114V17H111V15H113V11H110V9L113 10ZM119 7H120V8H119ZM130 7H131V9H132V8L135 9V11H136V13H137V16H136L135 13H132V10L130 11ZM135 7H136V8H135ZM152 7H153V8H152ZM5 8H4V9H5ZM44 8H45V10H44ZM93 8H95V9H93ZM128 8H127V9H128ZM150 8H151V9H150ZM208 8H209V9H208ZM247 8H248V10H247ZM259 8H260V10H261V9H263V10L260 11ZM6 9H7V8H6ZM6 9H5V10H6ZM58 9H60L61 12H58V11H59ZM148 9H150V10H148ZM196 9H203L204 11L200 10V12L202 11L201 14H200V15H198V14L196 15V12L198 11V10H196ZM205 9H206V10H205ZM229 9H230V8H229ZM229 9H228V10H229ZM231 9H230V10H231ZM239 9H240V10H239ZM48 10H49V11L53 10V11H55V12H56V10H57L58 13H56V14L54 13V14H55V15H54L52 12H49V13H52V14L54 15V16H53V15H52V16H49ZM70 10H71V11H70ZM73 10H74V15H73V13H71ZM94 10H95V11H94ZM100 10H101V11H100ZM105 10L107 11V13H105V12H106ZM144 10L147 12V18L145 17L146 14L144 13V14H145V16H144L145 20H144V18H143V16H142V15H143L142 12H144ZM180 10H181V12H180ZM194 10H196V11H194ZM225 10H226V12H225ZM232 10H231V11H232ZM11 11L8 10L7 12H10V13H11ZM17 11H16L17 14H15V15H18V16H17L18 18H16V19H19V18H20V17H19V14H18L19 12H17ZM44 11H45V12H44ZM66 11H67V12H66ZM76 11H77V12H78V11H81V12H78V13H77ZM92 11H94V12H92ZM96 11L98 12L97 14L102 13V11H105V12H104L105 14H104V15H99V16H98V15H96V13H95ZM109 11L112 12L111 15H110V12H109ZM135 11H134V12H135ZM177 11H178V14H177ZM185 11H184V12H185ZM247 11H249L248 13L251 14V15L254 14V17L251 16V15H248V14H247ZM258 11H259L260 13H261L262 11H263V12H262V14H260ZM20 12H22V11H20ZM31 12H32V11H31ZM64 12H65V16H66V17H67V15H68V18H67L68 20H66V21H68V22L65 21V18H66V17H65V18L62 17V16L64 15ZM108 12H109V13H108ZM125 12L128 13L127 15H129V14H130L129 12H131V14H130L128 17H131V18H132V17L134 16L133 18H135L134 20L136 21V23L139 24V25L141 26V27H139V28L137 27L138 29H137L136 31H128L129 28L132 29V28H131L132 26L129 27L128 25H131L132 23H133V25H134V22H135V21H133V19H131V21H133V22H131V24H130V23H129L130 21H129V22L127 21L128 17H125V16H124V15H126V14H124ZM156 12H155L154 14H153V13H152V14H153V15H157ZM200 12L198 11V13H200ZM210 12H211V13H210ZM257 12H258V14H257ZM10 13H7L8 15L6 14V15H5L6 17L4 16V17H5L4 20L6 19V20L9 21V19H7V18L11 16ZM23 13H24V12H23ZM23 13H21V14H23ZM61 13H62V16L60 15ZM67 13H68V14H67ZM79 13H81V15H80ZM224 13L226 14V16H228V18H225V14H224ZM241 13H239V14H241ZM28 14H29V17H30L31 20H27ZM66 14H67V15H66ZM106 14H109V15H110L109 17H111V18H110V22H109V24H111L112 20L114 21V22H112V25H110V26L113 27V29H114L115 27L117 28V25L115 24V21H117V20H118V21L120 20L119 23H118V21L116 22V23L118 24V27H119V24H120V27H122V26H121V23H122V22H124V23H128V25H127V24H124V23L122 24L123 26H125L124 29H123V27H122V33L120 32L121 30H119V32L121 33L122 36H123V34H124L123 39H121L122 36L119 35V32H116L117 30L114 29L115 31H112V28L110 29L109 26H106V24H105L106 21H107V20L109 21V18H108V19H105V18H107V16H108V15L105 16ZM115 14H116V13H115ZM119 14H120V13H119ZM141 14H142V15H141ZM169 14H170L171 16H170ZM174 14H175V15H174ZM182 14L185 16V18H184V17H182V18H184V19H188L186 22L184 21V19H183L182 21H180V20H181V16H180V15H182ZM256 14H257V16L259 17V19H258V17L256 16ZM15 15H14V16H15ZM36 15H34V16H36ZM79 15L83 17V18L81 17V19H83L82 22H81V19H80V16H79ZM127 15H126V16H127ZM140 15H141V16H140ZM173 15H174V16H173ZM183 15H182V16H183ZM206 15H207V16H206ZM210 15H211V16H210ZM259 15H261V16H259ZM262 15H263V17H262ZM14 16H12V17H14ZM34 16H32V18H33ZM45 16H46V17H45ZM74 16H75V18H73ZM100 16H104V18H103V17L101 18ZM114 16H115V15H114ZM135 16H136V17H135ZM168 16L170 17V19H168V18H169ZM177 16H178V17H177ZM25 17H26V18H25ZM149 17H150V19H151V18H152V19L150 20ZM172 17H173V18H172ZM201 17H203V18L201 19ZM236 17H238V20H237V21H238V27L240 28V30H239L237 33H235V32L233 31V30H234L233 27H232L233 24H232V23H231L232 25L230 24V21L233 22V23H234V21L236 22V20L232 21L233 19H236ZM255 17H256V18H255ZM63 18H64V21H65L66 23L63 22ZM120 18H121V19H120ZM124 18H126V20H124ZM159 18H161V19L159 20ZM165 18H166V20H165ZM171 18H172V19H171ZM190 18L194 19V20H192V21H194V22L190 21V20H191ZM196 18L199 19V20H197ZM208 18H210V20H209L210 24L206 21V20H208ZM221 18H222V19H221ZM223 18H225V23H226V24H228L227 19L229 20V25H231L232 30H229V26H228V29H226L227 27L224 28V26H223L224 23L222 24V22H221L222 25L219 26V29H218L219 31H216V28H218V25H220V24H219V23H220V19H221V21H223V20H224ZM239 18H240V20H239ZM261 18H262V19H261ZM16 19H15V18H14V19L11 18L10 20H14V21H16ZM87 19H89V20H87ZM102 19H103V20L105 19V20H104L105 23L102 22ZM139 19H140V20H139ZM200 19L203 20V21L201 22ZM33 20H34V18H33ZM49 20H50V19H49ZM137 20H138V21H137ZM152 20H153V21H152ZM171 20H173V22H172ZM195 20H196L197 23H199L198 21H200L201 25H202V23H204V20L208 23V24H205L206 22L204 23V26H205V25L207 26V27L205 26L206 29H204V27L202 28L203 25L201 26L202 31H201V29L199 30V33H200L199 36H196V35H198V34H197L198 31H196V30H198V29H196V30L194 29V28L198 25L197 23H196V25H194V24H195ZM8 21H7V23H8ZM19 21H20V20H17V22H19ZM52 21H53V20H52ZM56 21H57V22H56ZM88 21L90 22L89 24H92V25H93V26L91 25L90 27H93V28H90V29H89V25H87V24H88V23H87ZM91 21H92V23H91ZM142 21H143L144 23H143ZM150 21H151V22H150ZM160 21H161V22L164 21L165 24H164V22H163V25H165V26L167 25L168 27H170V28H168V27L166 28V29H170V30H169V31H168V30H165V32H164L165 26H162V27H161V25H160L161 22H160ZM183 21H184L186 24H187V22H189V21H190L191 24H192V23H194V24H192V25H190V23H189V25L187 24L188 27H189V28L187 27V29H188V30H187L186 27H185V26H187V25H186ZM211 21H212V22H211ZM4 22H5V21H4ZM21 22H20L19 24H21ZM50 22H51V21H50ZM138 22H140V23H138ZM141 22H142V24H145V26L147 25L146 27L144 26L145 28H148V29H146V32L143 31V30H144V29H143L144 27L142 26ZM146 22H147V23H146ZM166 22H168V23L166 24ZM181 22H183V24H185V26H182L183 24H182ZM223 22H224V21H223ZM7 23L5 22L4 25L7 26V25H9L10 23H11V25L14 24V23H12V21H10L9 24H7ZM24 23H25V22H24ZM51 23H52V22H51ZM53 23H54V22H53ZM53 23H52V25H53ZM55 23H54V24H55ZM113 23H114V24H113ZM153 23H154V24H153ZM175 23H178V24L181 23V24H182L181 26H180V25H177V26H180V27H183V28L185 27V28H184V29H183V28H180V29H179L176 25H173V26H175L176 28L179 29V30H178V29H177V30H174L175 27H173V29H172V28H171V27H172L171 24H175ZM19 24H18V25H19ZM72 24H71V25H72ZM81 24H82V25H81ZM107 24H108V23H107ZM109 24H108V25H109ZM149 24H150V25H149ZM217 24H218V25H217ZM11 25H10V27H12ZM18 25H16V26H18ZM47 25H48V24H47ZM79 25H81V26H79ZM86 25L88 26V27H87L88 29H86ZM126 25H127V26H126ZM139 25H138V26H139ZM151 25H152V26H151ZM154 25H156V30H155L156 33H155V31L153 30V29H154V28H153ZM157 25H158V28H159V29L157 28ZM262 25H263V24H262ZM6 26H4V27H6ZM13 26H15V25H13ZM28 26H25V25H24L25 28H26V27L28 28ZM39 26H40V27H39ZM53 26H54V25H53ZM134 26H135V25H134ZM191 26H192V29H191V32H190L189 30H190ZM222 26H223V28H222ZM18 27H19V26H18ZM22 27H23V23L21 24L19 30H22ZM24 27H23V29L25 30ZM33 27H34V26H33ZM49 27L51 28V24H50ZM108 27H109V28H108ZM120 27H119V28H120ZM149 27H150V28H149ZM151 27L153 28V29H152L153 32H150V31H151V30H150ZM160 27H161V28H160ZM198 27H199V25H198ZM247 27H246V28H247ZM260 27H259V28H260ZM50 28L45 29V30H49ZM58 28H57V30H56L55 28H52V29H53V31H55V30L58 31ZM78 28H79V30H78ZM81 28H82V29H81ZM119 28H117V29H119ZM135 28H136V27H135ZM13 29H15V28H13ZM17 29H18V28H17ZM32 29H33V32H32ZM35 29H36V30H35ZM72 29H73V28H72ZM92 29L94 30V31H90V32L92 33V36H91L90 32H88L90 38H89V36H86V37L88 38V40H89V41L87 40V42H86V41H85L86 39L84 40V38H85V37H84V34L87 33V32H85V31H86V30L89 31V30H92ZM130 29H129V30H130ZM142 29H143V30H142ZM157 29L159 30L160 33H163V32H164V33H163L164 35L160 34V35H161L160 38H161L162 40H160V38L158 39V33H159V32H157ZM222 29H225V30H222ZM249 29H250V30H249ZM4 30H5V28H4ZM8 30H9V29L6 28V31H7V32H8ZM10 30H12V29L10 28ZM39 30H40V31H39ZM80 30H81V31H80ZM99 30L102 31V32L99 33ZM132 30H134V28H133ZM149 30H150V31H149ZM172 30H173V31H172ZM185 30H186V33H187V31H189V32L191 33L190 35H193L192 33L195 34L196 37L192 40V41L194 42V44H193V42L191 41V39H190V41L187 40V39H183V38H184L183 36H184ZM194 30H195L197 33H195ZM214 30H215L216 32H215ZM226 30H227V31H226ZM244 30H246V31H244ZM254 30H255L256 32H254ZM25 31H26V30H25ZM29 31L32 32L33 34H36L35 32H37V31H39L40 33L37 32V34H38L39 36H38L37 34H36V36H33V34L30 33ZM77 31H79V32L77 33ZM141 31H142V32H141ZM200 31H201V32H200ZM212 31H214L213 34H212ZM221 31H223L224 33H222ZM251 31H252V32H251ZM48 32H50V31H48ZM124 32H125V33H124ZM134 32H135V33H137V32L142 33L143 36H144V34H145V40H146V41H147V39H150V38H151L152 40H149V41H151L150 44H152L151 46H152L153 48L149 47V48H150V49H149L148 47H145V46H144V45H145V42H144L143 40H139V38H142V37H141L142 35H139V36H140V37H139L138 34H137V36L139 37V38H138V37L136 36V37L138 38V40H137V39L135 38V36H134V35H136V34H134ZM149 32H150V34H149ZM171 32H173V33H171ZM209 32H210V34H209ZM225 32H226V33H225ZM240 32H242V33L244 32V34H242V35L240 34L242 37L245 35V36H244L245 38L243 37V38H244V41H247L248 38L250 39V40H248L247 42H245V46H244V43H243V45H242L243 47L248 46L247 43H248L249 41H250V42L252 41V40H251V39H252L251 36H252L253 33H257V32H258V34H259V35L257 34L258 36H257L256 34H253V35L255 36V37L253 36V39H256L257 41L259 40L258 43L255 41V42H256L255 45H253V43H252V45H253V49H254L253 52H252V49H251V48H252L251 43H250L251 48L248 47V52L245 51V49L247 50V48L242 49L243 52L245 51V53H247V54L245 55V57L248 56V57H247L248 60L245 58L244 64H242L244 58L240 56V55L242 54V52H240V51H236V50H238V48L240 47V46H239V44H241L240 40L243 41V39L241 38V39H239V41H238L239 44H237L238 42L235 43V41H237L238 38L241 37V36L238 34V33H240ZM259 32H261V33H259ZM5 33H6V32H5ZM10 33H11V32H10ZM10 33H9V34H10ZM12 33H13V32H12ZM12 33H11V34H12ZM20 33H22V31H20ZM71 33H70V34H71ZM79 33H80V36H78L79 38L77 39V38H76V35H79ZM88 33H87V34H88ZM102 33H104L105 35H109V36L112 38V40L114 39V40L116 41V43H115V42H113V43H115L116 45H119L118 47L115 46V45H113L112 42H110V41H112L111 38H110V41H109L111 44H110L109 42H106V43H108V44H110V45H112V46L117 47V49L114 48L115 51H118V52H119V51H120V52L124 51L123 54L120 53V52H119V54H118V53H116L114 50H113L114 54H112V52L106 50V49H109V47H107V46L105 45L106 43H105L104 45H102L103 42H104V39H103V42H102V41H101L102 39L99 37V35H101V37L103 36ZM151 33H152V35H151ZM170 33H171V34H170ZM174 33H175V34H174ZM178 33H179V34H178ZM218 33H220V34H218ZM221 33L223 34V36H222ZM231 33H232V35H230ZM233 33H234L235 35H233ZM11 34H10V35H11ZM14 34H15V33H14ZM16 34H17V33H16ZM16 34H15V35H16ZM57 34H58V33H57ZM87 34H86V35H87ZM133 34H134V35H133ZM146 34H148L147 38H146ZM155 34H157V37H155ZM167 34H168V35L170 34V36H169L168 38H167ZM177 34H178V36H176ZM181 34L183 35L182 37H180ZM188 34H189V33H187L186 38L189 37ZM202 34H203V35H202ZM207 34L209 35V37H208ZM217 34H218V35H221V36H218ZM224 34H225V35H224ZM6 35H8V34H6ZM10 35L8 36V38L10 37ZM21 35H22V34H21ZM125 35H127V36H131V35H133V36H132V38H131V37H128V38H129V39H128ZM204 35H205V37H204ZM206 35H207V37H208L207 40H209V42L207 41L208 43H205V42H204V40L207 38ZM12 36H14V35H12ZM12 36H11V37H12ZM17 36H19V33H18ZM17 36H16V38H17ZM47 36H48V33H47ZM71 36H72V34H71ZM71 36H70V37H71ZM163 36H164V37H163ZM171 36H172V37H171ZM201 36H203V37H201ZM226 36H228V41L225 42V45H224V44L222 45V43L227 39ZM238 36H239V37H238ZM11 37H10V38H11ZM14 37H15V36H14ZM14 37H12V38L14 39ZM19 37H20V36H19ZM19 37H18V38H19ZM40 37H42V38L39 40ZM98 37H99V39H100L101 42H98L99 44L97 45ZM120 37H121V38H120ZM133 37H134V38H133ZM154 37H155V38H154ZM170 37H171V38H170ZM174 37H178V39H179V38H182L181 40H183V42H184V40H185V42H184L185 45H181V47H179V45H178L179 48H184V50H185V53H184V54H186V52H187L190 48H192V46L195 45L194 48L191 49L192 52H191V50H190V55H188V54H187V56L185 55L186 58H184V60L182 59V58H183L182 56H181V59L179 58V56L181 55V53L183 52V50L181 49L179 52H181V51H182V52L179 53V52H177V49H179V48L176 47L177 44H180V43H181V44H184V43H182V41L179 43L178 40H175V42L172 41V42H174L175 44H172V45L169 44V42H170ZM192 37H194V36H192ZM219 37H221V38L223 37V38H226V39H224V41H223V39H221V40H220V39H219V40L215 39V40H217V42L214 40V41L216 42L217 45L215 44L214 41H213V43H214V45H213V44L211 43V42H212V39H214V38H219ZM256 37H257V38H256ZM6 38H7V36H6ZM102 38H103V37H102ZM104 38H105V39H106V38L108 39V37H104ZM118 38H119V40H118ZM125 38H127V40H125V41H127V42H124V39H125ZM130 38H131V42H130ZM166 38H167V39H166ZM190 38H191V36H190ZM200 38H201V39H200ZM203 38H204V39H203ZM13 39H12V40H13ZM142 39H144V38H142ZM170 39H171V40H170ZM174 39H176V38H174ZM174 39H173V40H174ZM6 40H7V39H6ZM9 40H10V42H12L11 39H9ZM14 40H16V39H14ZM14 40H13V41H14ZM31 40H32V39H31ZM31 40H30V41H31ZM41 40H42V41H41ZM45 40H46V39H45ZM71 40H72V41H71ZM77 40H78V42H76ZM81 40H82V43H84L83 46L85 45L84 47H82V43H80ZM136 40H137V41H140V42H139V43L137 42L138 44H137V43L135 44ZM155 40H156L157 42H155ZM159 40H160V43H158ZM186 40H187V41H186ZM196 40H197V41L199 40L197 44H196V42H197ZM201 40H202V42H201ZM30 41H29V42H30ZM34 41H32L33 43H32V42H31V43L34 44V43H35ZM39 41H40V42H39ZM62 41H63V40H62ZM132 41L134 42V44H132V43H133ZM141 41H142V42H141ZM167 41H168V42H167ZM179 41H180V40H179ZM205 41H206V40H205ZM210 41H211V42H210ZM221 41H222V43H221ZM230 41H231L232 43H229ZM260 41H261V42H260ZM6 42L10 43L9 41H6ZM15 42H16V44H19V43H17V40H16ZM19 42H20V38H19ZM73 42H74V43L76 42V44L74 45ZM143 42H144V43H143ZM147 42H148V41H147ZM154 42H155V43H154ZM166 42L168 43L167 46H169V49L167 48V46L164 47V46L167 44ZM188 42H192V43L189 44ZM200 42H201V44L203 43L202 46H200V45H201ZM218 42H219V43H218ZM262 42H263V43H262ZM101 43H102V44H101ZM117 43H118V44H117ZM126 43H128V46H127ZM130 43H131V44H130ZM142 43H143V46H142V47H145V48H142V50H143V51L146 50L147 52H146V51H145V52L147 53V55H148V53H149L147 49H149L150 53H153V54H152L153 57L151 56L152 58L156 57V58H159V59H163V57H164V59L162 60V62H160L159 59H158L159 62L154 60V61H153V64H152V62H151L152 60H151L150 63H146V61L149 60V59H147V58H150V59H151V57H150L149 55H148L147 58H146L144 55H143L142 57L139 56V55H141V54L143 53V51H140V50H141V48H140L141 45H140V47H139V44H142ZM165 43H166V44H165ZM170 43H171V42H170ZM220 43H221V44H220ZM10 44H11V43H10ZM12 44H13V42H12ZM14 44H15V43H14ZM16 44H15V45H16ZM20 44H21V43H20ZM37 44H36V45H37ZM157 44H158V45H157ZM188 44H189L190 46H191V44H192V46L189 48V47H187ZM198 44H200V45H198ZM204 44H208V45L206 46V45H204ZM230 44H231V45H230ZM232 44L234 45V49H235V47H236L237 49H235V50L231 49V50H233L232 54L230 53L231 55L228 54V56H227V54H225V55H226V57H225V55L223 54L224 51L228 52L227 50H228V49L230 50L229 47L232 46ZM236 44H237L239 47H238ZM246 44H247V45H246ZM256 44H257V45H256ZM258 44H261L260 50H259L258 47H257ZM7 45H8V44H7ZM62 45H63V46H62ZM96 45H97V46H96ZM110 45H108V46H110ZM146 45H148V44L146 43ZM163 45H164V46H163ZM173 45H174V47H173ZM175 45H176V46H175ZM196 45H197V47H196ZM210 45H212L213 47H211ZM226 45H228V46H226ZM235 45H236V46H235ZM69 46H70V47H69ZM95 46L97 47V49L95 48ZM103 46H106L107 48H106V47H103ZM148 46H149V45H148ZM155 46H157V48H156ZM162 46H163V48H162ZM170 46H171V47H170ZM204 46H205L206 48H205ZM242 46H241L240 48H242ZM259 46H260V45H259ZM65 47H66V48L69 47V48L66 49ZM80 47L82 48L81 51H80ZM119 47H120V48H119ZM121 47H123V48L121 49ZM129 47H130V48H129ZM136 47H139L140 50L136 51V49H137ZM195 47H196V48H195ZM200 47H201V49H205L204 52H203V50L200 51L201 49H198V48H200ZM254 47H255V48H254ZM256 47H257V48H256ZM110 48L112 49L111 46H110ZM118 48L121 49V50H118ZM132 48H133V49H132ZM135 48H136V49H135ZM155 48H156V50H155ZM170 48H171V49H170ZM173 48H174V49H173ZM176 48H177V49H176ZM187 48H188V49H187ZM222 48H223V49H222ZM240 48H239V50H240ZM95 49L97 50V52L99 51V53H97V54L101 55L99 58H100L101 60H104L103 62L106 63V64H104V66H106V69H105V70L107 71L105 74L108 75V76L105 75V76H104V80H102L103 78L101 79V78L98 76V75H100V76L103 77L104 73H103V75L100 74V73H101V72H104V70L100 72L101 63H100L99 60H97V59H99V58L97 57V54H95V53H96V52L94 51ZM111 49H109V50H111ZM175 49H176L177 54L179 53L180 55L175 54V52H174ZM186 49H187V50H186ZM220 49H222V50H220ZM224 49H226V50H224ZM250 49H251V50H250ZM256 49L258 50L257 52H256ZM18 50H20V49H17V50H15V51H18ZM129 50H130V51H129ZM168 50H172L171 52H173V53H172L173 55H172L171 52L168 51ZM198 50H199V51H198ZM219 50L221 51V53H219V52H220ZM231 50H230V52H231ZM242 50H241V51H242ZM249 50L251 51V53H249V52H250ZM15 51H14V53H15ZM21 51H22V50H21ZM21 51L15 53L16 56H18V57H21V56H22L23 58H24V56H25L24 59L26 60V59L28 58V56H29L28 53H27V52H25V53H27V54H25V53H21ZM25 51H26V50H25ZM161 51H162V52H161ZM217 51H218V52H217ZM235 51L237 52V54L240 52V54H239V58H240V57L242 58V59L240 58V59L242 60V62H239L240 59L237 60V59H238V56L235 54ZM22 52H24V51H22ZM93 52H94V53H93ZM108 52H109V53H108ZM135 52H136V53H135ZM138 52H142V53H141V54H140V53L138 54ZM168 52H170V53H168ZM195 52H202V54H200V53H195ZM255 52H256L257 54H256ZM69 53H71V55H70ZM90 53L94 55V56H93V59H94V57H96L97 59H96V58H95V59L97 60V63L99 62V63H98V66L96 65V66L98 67V72H96L95 74L97 75L98 79H99V78L101 79V80L99 79V81H101V82L104 81V82H105V83H103L104 87H103L102 83H101L100 86H99V87H100L99 89H100L101 92L98 91L99 89H98L97 86H98L99 84H98V85L96 84V82L98 81V79H97V81H96V75L94 76L95 78H94L93 80H92V79H88V78H87V79H88V80H92L91 83L93 82V84H94L93 87H92V89H93L94 87H97V89H96V88H95V89L98 91V93L100 92L99 94H101L103 91L105 92V94H106L108 91H109V93H112L111 90H113V92H114L115 89H111V88L113 87L114 83H116V85H117V88H116V89H117V90L119 89V91H118V93H116L117 91L115 90L116 92L112 93V94L115 95V96H114L115 98H112L113 96L110 95V96H111L110 99H113V101L116 102V104H115V102H112V103H113V105L116 106L117 108H116V107H115V108H112L113 106L111 105V103H109L108 105L105 104V108H103V109L100 108L103 104H102V105L100 104V105H101V106H99L100 109H98L97 106L99 105V102H100L99 99H98L99 96L97 95L98 93L96 92V96H95V97H97V98H95V99L98 100L99 102H97L95 99L92 100V97H91V96H92L93 94L91 95V93H93V92L90 91L91 88H90V89L88 88V87H91V85H92L91 83H89V85L91 84L90 86H89V85L87 86V88L89 89V91H88V89H86V91H85V92H87L86 95H85L82 99H81V97H80V94H79V92H80V91H79V85H80L79 83H80V80H79V78H80V76L83 74L82 71H84V68H83L84 62H87V61H88L87 59H88L90 56H92V55H90ZM125 53H126V54H125ZM146 53H145V54H146ZM150 53H149V54H150ZM188 53H189V51H188ZM214 53H215L216 57H213V58H212V55H213ZM216 53H218V54H216ZM228 53H229V52H228ZM245 53H243V54H245ZM68 54L70 55V57H69ZM169 54L172 56V58L169 56ZM195 54H197V58H196V59H199V58H198V55H202V56H199V57H200L199 61L201 60L200 62L197 61V60L195 59V57H196V56H194ZM211 54H212V55H211ZM220 54H223V55H224V56H223V55H222V56L225 57V59H227V62H230V61H228V57L231 59L232 56L234 57V54L237 56L236 60H237L241 65H240L236 60H235V61L233 60V63H232V64L234 65V63L237 62L241 67L243 66V67L241 68L239 65H237V66L240 67V69H241L240 72H239V70H238V73H237V71H236L235 69H239V68H238L237 66H236L237 68H236L235 66L233 67V69L235 70L234 72H236L237 75H235V73L233 72L234 75H235V76H234L233 73L226 71V70H229V69H230L229 71H231V70H233V69H232L231 66H230V67H231V68H230L229 65L226 64V61H225V59H224L223 57H222L223 60H222V59H219L220 61L218 60V57H219ZM249 54H250V55H249ZM88 55H89V57H88ZM99 55H98V56H99ZM114 55H116V56L118 55V57H117V61H116V59H113V58H112V57H114ZM119 55H121V57H122L123 55H124L123 57L126 56L125 58H126L127 60H125V58H124V60H125L126 62L128 61V63L125 64V66L128 65V64L130 63V64L127 66V68H126V67L124 66V64H123V63H124V62H123L124 60L122 59L123 57L121 58ZM131 55H132V56H131ZM182 55H183V54H182ZM208 55H209V56H208ZM255 55H257V57H256ZM259 55H260V56H259ZM56 56L54 55V57L57 59L58 57H56ZM61 56H62V57H61ZM102 56H103V57H102ZM173 56H174V57H173ZM177 56H178V59H180V61L177 59ZM183 56H184V55H183ZM188 56H189V57H188ZM213 56H214V55H213ZM249 56H250V57H249ZM254 56H255V57H254ZM22 57H21V58H22ZM119 57H120L122 60H120ZM131 57H132L133 59H132ZM143 57H145V59H147V60H145ZM169 57H170V60H169V62H168ZM23 58H22V59H23ZM85 58H86V59H85ZM114 58H115V57H114ZM142 58H143V59H142ZM193 58L197 61V63L199 62V64H197L196 61L192 62V61H193ZM211 58H212L211 63H213L214 59H217L216 61H214V64L216 63V64H215L216 66L213 67L212 64H211L210 66H212L213 69L210 68V67H208V68H209V71L205 73V70H202V69H203V68L205 69L206 66H209V62H210L209 59H211ZM220 58H221V55H220ZM234 58H235V57H234ZM24 59H23V60H24ZM154 59H155V58H154ZM166 59H167V60H166ZM171 59H172V61H171ZM176 59H177V60H176ZM89 60H90L89 62H91V63L88 62V64H89V65L91 64V68L93 69V70L91 69V71H94V65H95V64H93V61H95V60L91 61V57H90ZM181 60H183V61H182L183 63L181 62ZM221 60H222V61H221ZM170 61H171V62H170ZM184 61H185V63H184ZM208 61H209V62H208ZM231 61H232V60H231ZM260 61H261V62H260ZM262 61H263V62H262ZM118 62H120L119 65H122V64H123L122 66H123L124 68H122V66H121V70L119 69L120 66L117 65ZM154 62H155V63H154ZM179 62H180L182 65H180ZM204 62H205V64H204ZM221 62H223V64L225 63V66L228 65V67L225 68V69H226L225 72H224V71H219V70H221V66L223 65V64H221ZM245 62H247V63H245ZM94 63H96V62H94ZM97 63H96V64H97ZM162 63H163V64H162ZM237 63H235V64H237ZM64 64H63V65H64ZM70 64H72V65H70ZM184 64H186L185 67H183L184 69L181 71L182 68H179L180 71H178V68H176V67H177V66H178V67H182ZM203 64H204V65H203ZM206 64H208V65H206ZM232 64H230V65H232ZM257 64H258V65H257ZM92 65H93V66H92ZM156 65H157V66H156ZM159 65H160V66H159ZM176 65H177V66H176ZM179 65H180V66H179ZM189 65H190V66H189ZM198 65H199V66L202 65V66L199 67ZM205 65H206V66H205ZM253 65H254V66H253ZM256 65H257V67H256ZM259 65H260L261 67H260ZM102 66H103V65H102ZM104 66H103V67H104ZM107 66H108V67H107ZM174 66H175V67H174ZM245 66H246V67H245ZM263 66H264V65H263ZM88 67H89V66H88ZM103 67H102V68H103ZM198 67H199V68H198ZM244 67H245V68H244ZM191 68H192L193 72L195 71V68L198 69V70L200 69V70L203 71V72H201V71L199 70V71L201 72V74H200V72H197V73L195 74V72H194V73L192 72ZM222 68H223L222 70H224V66H222ZM243 68H244V69L247 68V69L243 71ZM257 68L260 69V72H259V70H258L259 74H258L257 71H256L257 73L255 72V70H257ZM65 69H66V70H65ZM68 69L71 70L70 73H72L71 75H72L73 77H70L71 75H69L70 73H68V72H69ZM95 69L97 70V68H95ZM103 69H104V68H103ZM107 69H108V70H107ZM123 69H125V72H127L126 74H130V73H128V72H129V70H131V71L133 72V73H131L133 79L136 78V80H137V81L139 80L138 82H139V83L141 82L142 85H141V83L139 84L136 80H135V81H136L139 85L136 84V82H133V79L130 78L131 76H130L129 78H127V79H129V80H127V79H126L127 75H125L124 77H125V79H126V82L123 81V82L125 83V86L127 87L126 84L129 83V81H131V80H132L131 82H133V84L135 83V86L132 87V84H131V83L128 84L129 86H130V84H131V87H130L131 89L129 88V86H128V88H126L124 85H123L124 87L121 86L120 84H124V83H120V80H121L120 78H121L122 76H121V77L119 76V77H120L119 79L117 78V80L119 81L120 84L118 83L117 80H114L115 77H113V76H116V73H118L116 70H118V71L120 70V71H122V72H121L122 74H123V73L125 74V72H124ZM206 69H207V68H206ZM262 69H263V68H262ZM101 70H102V69H101ZM133 70H135L136 72H134ZM176 70H177L178 72H177ZM185 70H186V76H187V77L184 76V78H182L183 76H181L180 74L184 73V75H185V72H184ZM187 70H189V71L187 72ZM66 71H67V72H66ZM91 71H90V72H91ZM110 71L112 72V74H114V75H112L111 77H109V74L111 75V72H110ZM115 71H116V73H115ZM242 71H243V72L246 71V72H245L246 74L244 73V75H242V74L240 75V73H242ZM263 71H264V70H263ZM99 72H100V73H99ZM108 72H109V73H108ZM179 72H181V73L179 74ZM261 72H262L263 74H262ZM60 73H61V76H62V75H63L62 72H60ZM134 73H135V75H134ZM192 73H193V74H192ZM202 73L204 74V77H205V75H206L205 78L203 77V74H202ZM228 73L232 75V78H230V76L227 75ZM254 73H255V75H261V76L259 77V79H258V77L256 78V76L253 75ZM76 74H77V75H76ZM90 74H92V73H89V71H88V74H86V75H87V76H90ZM93 74H94V73H93ZM124 74H123V75H124ZM147 74H148V75H147ZM149 74H150V75H149ZM178 74H179V76H178ZM188 74H190V76H191L190 79H189V77H188ZM197 74H198V75H197ZM199 74L201 75V77L199 76ZM86 75H85V77H87ZM120 75H121V74H120ZM214 75H215V77H214ZM245 75H246V76H245ZM128 76H129V75H128ZM137 76H139V78H137ZM171 76H172V78H171ZM177 76H178V78H177ZM196 76H197V77L199 76L200 78H197ZM244 76H245V77H244ZM253 76H254V77H253ZM105 77H107L106 80H105ZM112 77H113V80H114V81L112 80V82H113L112 84H113V85H112V87H110L111 84H109V83H111V82H109L108 78H112ZM116 77H118V76H116ZM162 77H163V78H162ZM192 77H193V79H192ZM210 77H211V78H210ZM233 77H236V78L233 79ZM243 77H244V78H243ZM160 78H161V79H160ZM169 78H170V79H169ZM180 78H182V79H180ZM186 78H187V80H186ZM202 78H204V80H203ZM207 78H208V79H207ZM229 78H230V79H229ZM167 79H168V80H167ZM174 79H176V82H177V80L180 79V80L178 81V83L180 82L182 86L179 85L180 83H179V84L176 83ZM184 79H185V80H184ZM188 79H189V80H188ZM201 79H202V81H201ZM210 79H211V80H210ZM214 79H215V81H216L217 84L215 83ZM67 80H69V83H67ZM107 80H108V82H107ZM123 80H124V78H123ZM143 80H144V81H143ZM151 80H152V81H151ZM158 80H159L160 82H159ZM192 80H193L194 82H193ZM198 80H199V81H198ZM239 80H240V81H239ZM142 81H143V82H142ZM156 81H157V82H156ZM182 81H183V82L188 81V82H190V83H191V81H192L191 85H193V84L197 85V84H198V86H197V87H192L191 85H189L188 82L183 83ZM213 81H214V82H213ZM87 82H88V81H87ZM146 82H147V83H146ZM153 82L155 83V85H156L158 88H160L159 90L162 89V91L165 92L167 95H168L169 93H172V94H174L173 96H175V93H176V96H177L178 98H180L179 96H181L180 99H182V100H183V97H184V99L187 97V99L189 100V102H188V100H187L188 103H186V106H187V107H191V106H189V105L194 104L195 106L192 105L194 108H193V107H192L193 109L191 108V109L193 110L192 113L197 114V116H199L200 118H199V119H198V118L196 119L197 116H196L195 114H192L191 112H188V110H189L190 108H188L187 111H186V109L184 110V108H186V107H184V106L182 105V103H184V102H183L184 100H183V101L181 100L182 102H181L180 100L178 101L176 96H175V98H176V100H177L178 103L175 102L174 104H176V105H174V104L172 103V104L175 106V108H174V107L171 108L170 106H168V105H170L168 102L170 101V103H171L172 99H170V100L168 99L169 101L167 102V99L164 101V97H163V96H162V98H161V96L159 97V98H161V99L157 98V96L160 95L159 93H160V92L162 93V91H159V90H158V91L156 92V94H157V95H156V94H155V91H153V90H155L154 88H156V89H158V88L154 86V83H153ZM195 82H197V83H195ZM241 82L239 83L240 85H241ZM73 83H74V84H73ZM162 83H163V84H162ZM211 83H212V84H211ZM107 84H108V85H107ZM205 84H206V85H205ZM222 84H223V86L221 87ZM225 84H226V85H225ZM247 84H248V83H247ZM249 84H251V83H249ZM101 85H102V86H101ZM116 85H115V86H116ZM140 85H141V89H142V91H143L144 89H146V92H145V90H144L143 92L147 95V96H146V95H145V96L148 97L149 99H148V98H143L144 95L142 96L143 92H140V90H141L140 87H139ZM144 85H146V86H145L146 88L144 87ZM147 85H148V86H147ZM150 85H151V86H150ZM183 85H184V86H183ZM188 85H189V86H188ZM195 85H194V86H195ZM212 85H213V86H212ZM214 85H217V86H214ZM235 85H234V86H235ZM244 85H245V84H244ZM244 85H243V86H244ZM251 85H253V84H251ZM71 86H72V87H71ZM118 86H119V87L121 86L122 88H119ZM179 86H180V87H179ZM236 86H237V85H236ZM243 86H242V87H243ZM245 86H246V85H245ZM248 86H250V85H248ZM248 86H246V87H244V88L247 89ZM258 86H256V87H258ZM102 87H103L104 89H103ZM107 87H108V88H107ZM135 87H136V88H135ZM137 87H139V88L137 89ZM178 87H179V88H178ZM189 87H191V90H190ZM256 87H255V86H254V87L251 86V90H252L253 92H255ZM114 88H115V87H114ZM233 88H234V89H233ZM248 88H249V87H248ZM69 89H70L71 91H70ZM92 89H91V90H92ZM101 89H102V90H101ZM125 89H126V90H125ZM127 89H128V91H127ZM135 89H137V93H139V92L141 93V96H142V97H141L140 95H138L135 91L133 92V90H135ZM139 89H140V90H139ZM239 89H241V88H240L239 85H238V90H239ZM249 89H250V88H249ZM249 89H248V90H249ZM68 90H69V91H68ZM96 90H94V91H96ZM107 90H108V91H107ZM120 90L126 91V92H127L126 95H129V94H132V93H136L138 96H140V97H138V98L141 99V100H139V99L136 98L137 101H138L139 103H140V101H141L145 106H146V104H147V102H148L147 105H149V106H147V107H149V108H151V109H154V110H152L151 112H149V110L146 112V113H147L146 115H147V118H148V119H146V115H144V117H143V115L140 116V117L137 115L139 112H141V110H142L143 113L147 110V108L145 107L146 109H144L145 111H143V108L140 106V105L143 106L142 103H140V104L138 103V106H140L141 108H139L137 105H135V104H136V102H135V97H137V95L135 96V95L133 94V98L131 97V95H129L131 98H129V96H128V98L131 99V100H133V101H131V100H128V98H126L125 95L122 96V95L119 93ZM129 90H130V93H128ZM187 90H188V92H187ZM205 90H206V91H205ZM207 90H209V91H207ZM212 90H213V92H212ZM215 90H217V91H215ZM221 90H223V91L221 92ZM236 90H237V89H236ZM123 91H122L121 93H123ZM190 91H191V92H190ZM226 91H227V92H226ZM252 91H251V92H252ZM262 91H264V90H262ZM68 92H69V95H68ZM89 92H90V93H89ZM209 92H210V93H209ZM223 92H224V93H223ZM258 92H259V91H258ZM260 92H261V91H260ZM165 93H163L162 95H164ZM187 93H188V94H187ZM226 93H227V94H226ZM255 93H256V92H255ZM255 93H254V94H255ZM263 93H264V92H263ZM71 94H72V95H71ZM88 94H89V96H90L91 98L88 96ZM103 94H104V93H102V95H103ZM177 94H179V95H177ZM254 94H253V95H254ZM94 95H95V94H94ZM94 95H93V96H94ZM108 95H109V94H108ZM198 95H199V96H198ZM223 95H224V97H223ZM262 95H263V96H262ZM103 96H104V95H103ZM103 96H102V97H103ZM110 96H109V97H110ZM168 96H171V95L169 94ZM173 96H172V97H173ZM196 96H198V97H196ZM208 96H209V97H208ZM102 97H101V99H102ZM105 97H107V94H106V96L103 97L102 100H104ZM117 97H118V99H119V98H120V99L117 100ZM165 97H167V96L165 95ZM263 97H264V94H262V92L259 93V94L256 93L255 96H252V98L255 100V101H253V102H257V99H262ZM87 98H88L89 100H88ZM99 98H100V97H99ZM124 98H125L126 100H125ZM156 98H157V99H156ZM170 98H171V97H170ZM173 98H174V97H173ZM189 98H190V99H189ZM101 99H100V100H101ZM114 99H116V100H114ZM121 99H122L123 102L126 103V104H123V102L120 101ZM142 99L147 100V102H146V101H143ZM102 100H101V101H102ZM106 100H109V99H106ZM124 100H125V101H124ZM185 100H186V99H185ZM204 100H205V101H204ZM89 101H90V102H89ZM95 101H96V102H95ZM111 101H112V100H111ZM129 101H130V103H129ZM109 102H110V100H109ZM131 102H132V103H131ZM133 102H135V104H134ZM144 102H146V103H144ZM152 102H153V105H152ZM165 102H166V103H165ZM172 102H173V101H172ZM180 102H181V104H180ZM253 102H252L251 105L254 106V107H251V106L249 105V104L251 103L250 101H249V103L247 102V103H248V106H247V103L245 104L244 102H241V103H244L245 106H247V107H245L244 105H240V104L238 105V104H236V106L239 108L238 110H240V109L242 108V106H243V108L241 109V111H242V113H243V115H244V119H245L246 122H250V121L252 120V118H253L254 113H255V109H256L255 107H257V105H256L257 103H256V104L254 103V104H255V105H254ZM86 103L89 104V106H88ZM100 103H101V102H100ZM103 103H104V102H103ZM128 103H129V105H131V106L128 107V108L131 107V109H129L130 111L127 109V104H128ZM167 103H168V104H167ZM209 103H210V102H209ZM237 103H238V102H237ZM118 104H119V105H118ZM120 104H121V105H120ZM132 104L134 105V107L136 106V107H135V113H137L136 116H138L139 118L134 119L135 117H133V116H134L135 114H132V113H133V112H132V110H133V105H132ZM178 104L181 105L182 107H184V108H183V111H184V112L186 111V112L192 114V117L189 116L190 114H189V115L187 114L188 116H186V113H185V116H186V117H185V116H181V115H179L180 113L183 114V112H182V110H180V109L178 108V107H179ZM188 104H189V105H188ZM106 105H107L108 107H107ZM124 105H126V106H125L126 108L124 107V108H125V115H124V113H123V112H124V111H123V110H124V108H123ZM150 105H151V106H150ZM173 105H171V106H173ZM184 105H185V103H184ZM73 106H74V105H73ZM86 106H87L88 108H87ZM111 106H112V107H111ZM154 106H155V107H154ZM177 106H178V107H177ZM89 107H91V110L89 109ZM102 107H103V106H102ZM106 107H107V109H106ZM152 107H153V108H152ZM119 108H121V109H119ZM137 108H138V109H137ZM176 108H178V111H179V110L181 111V112H178L179 114H177V112L175 111V110H177ZM196 108H197V107H196ZM257 108H258V107H257ZM78 109H77V110H78ZM87 109H88V110H87ZM104 109H106V111H105ZM112 109H113V110H114V109H118V110L123 111V112L119 111V112H117V114L120 113V115H121V113H123L122 115H124V117L126 116L128 119H130L131 117H133V118L130 119L129 121L126 120V119H127L126 117H125L126 119L123 118V117L120 118L121 116L119 117L118 115H116V113L113 112ZM136 109H137V111H136ZM198 109H199V108H198ZM198 109H197V110H198ZM94 110H95V111H94ZM107 110H109V111H107ZM111 110H112L113 113H115L114 116H112L113 113H111ZM195 110H196V109H195ZM197 110H196V111H197ZM256 110L258 111V109H256ZM78 111H79V110H78ZM104 111H105V113H104ZM133 111H134V110H133ZM190 111H191V110H190ZM199 111H200V109H199ZM109 112H110V113H109ZM127 112H129V115H128V116H127ZM142 112H141V113H142ZM203 112H204V113H203ZM107 113H109L112 117H110V115L108 114L109 116L106 115V116H108V117L105 118L103 115H105V114H107ZM144 114H145V113H144ZM155 114H157L156 111H155ZM166 114H168V115H166ZM183 115H184V114H183ZM256 115H257V114H256ZM177 116H178V117H177ZM179 116H181V118H180ZM195 116H196V117H195ZM257 117H258V116H257ZM254 118L257 119L256 117H254ZM133 119H134L133 122L136 123L137 125L134 124L133 122L131 123V120H133ZM158 120H157V121H158ZM189 120H188V121H189ZM196 120H197L198 123L195 122ZM139 121H140V120H139ZM141 121H140V122H141ZM182 121H183V124H184L185 127H183V125H181L182 127L179 128L180 126L178 127V125L182 124ZM140 122H139V123H140ZM148 123H147V124H148ZM152 123H153V125H152ZM191 124H192V123H191ZM204 124H202V125L205 127ZM135 125H136V126H135ZM190 126H191V125H190ZM203 126H202V127H203ZM128 127L130 128V130L128 129ZM146 127H145V128H146ZM174 127H175V126H174ZM154 128H153V129H154ZM175 128H176V127H175ZM177 128H176V129H177ZM185 128H186V129H185ZM190 128H191V127H189L188 129H190ZM171 129H172L173 131L175 130L173 127H172ZM178 129H177V131L175 130V134H174L175 137H174V136H172V137L176 138V135H177V138H179L180 136H182V135H180L181 133L179 132ZM132 130H133V132L136 133V134H134V133L132 132ZM199 130H200V131H199ZM130 131H131V132H130ZM144 131H147V134L143 133ZM201 131H202V132H201ZM144 134H145V135H144ZM184 134H185V133L183 132V136H182V137H184L185 135H186V136H189V135L191 136V134H188L187 132H186L185 135H184ZM151 135H152V134H151ZM151 135H150V136H151ZM172 135H173V133H172ZM108 136H109V135H108ZM169 136L171 137V135H169ZM123 137H124V136H123ZM123 137H122V138H123ZM126 137H125V138H126ZM148 137H149V136H148ZM225 138H228V137H225ZM228 139H229V138H228ZM229 140H230V139H229ZM6 191H7V190H6ZM6 194H7V192H6ZM7 195H8V194H7ZM3 199H4V198L1 196V200H0V201L2 202V203L0 202L1 204H3V201H2ZM4 201H5V199H4ZM4 203L7 204L6 202H4ZM1 204H0V207H1V208H0V212H2V207H3ZM5 204H4V205H5ZM6 206H7V205H5L4 207H6ZM4 207H3V212H2V213H5V214L7 213V214H8V212L4 211ZM6 209H7V207L5 208V210H6ZM5 214H2L3 219L5 218V216H6V218H7V215H5ZM6 218L4 219L5 222H7V219H6ZM5 222H4V223H5ZM5 225H6V226H4V224L2 225V228H4V229L0 228V229H1V230H0V235L2 234V235H1L2 240H4L3 238H5L4 235L6 236V235L9 234V233H6L7 231H6V232H3V231H2V230H6V228L8 227L7 224H5ZM2 232H3V233H2ZM4 233H5V234H4ZM2 236H3V237H2ZM7 237L9 238V236H7ZM7 237H6V238H7ZM9 239H12V240L7 241V240H9ZM9 239H6V240H5V241H7V243H8V242L10 243V244L8 243L9 245L7 244L8 247H6L7 245L4 246V245H5V242L1 240L2 244H4V245L1 244V245H0V248H2L3 246L5 247V248L3 247V250L0 251V257H1L2 255L5 256V257H3L4 259L2 258V259H3V264H4V263L7 264L6 261L8 262L10 254H13L14 249H16V243H15L14 238H9ZM4 251H5V253H4ZM2 252H3L4 254H3Z\"/></svg>",
  "mask_w": 264,
  "mask_h": 264
}]
</instances>
